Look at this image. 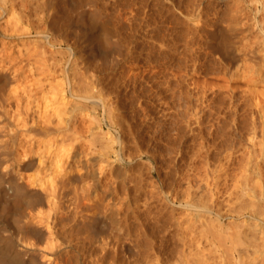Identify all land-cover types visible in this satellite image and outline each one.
<instances>
[{"label": "rangeland", "instance_id": "rangeland-1", "mask_svg": "<svg viewBox=\"0 0 264 264\" xmlns=\"http://www.w3.org/2000/svg\"><path fill=\"white\" fill-rule=\"evenodd\" d=\"M133 1L134 0H118V1L117 0H96L95 4L99 6V7L96 6V9L99 8L98 10H100L99 12H100V14L102 16L103 15L104 16L109 15V16H106L108 18L112 16L109 19L111 20V22H112V24L114 26H115V24L117 25V23L121 21V23H123V24L118 23V26L119 25L122 26V27L125 26L123 28H126V29L129 30V31L126 30V33L128 32V34H125V36H124L125 31H124V33H123V31L122 32L121 31L118 32L117 31L118 30L117 27L116 26L114 27L112 25L114 27L115 31L118 32L116 40L118 41V43L120 42L119 43L120 48L121 49L124 48L126 50V53H125L124 49H122L124 51V53H122V50L120 49V51L119 52H115V54H112L114 52H108L107 53L106 50L104 49L102 52L104 53V51H105L106 53H104V54L102 53L103 55L100 53L101 50L97 51V49H96V52H94L93 54L91 53V48H90L91 45H90V42H89V38L87 39L88 36H83L84 34L79 32V34L76 37V33L73 31L74 28L70 24L73 21H74V23H76L77 20L82 21L83 24H84V20H81L80 19L81 17L78 15L79 14V10H74L73 11V9H74L73 5L67 4L65 0H49V2H47V4H46V8L43 11H42L40 5H38L39 4V0L38 1L35 0V1H33L34 4H32L33 5L32 6V10L29 13L30 17H29V14H28L29 18L27 17V14L25 12L21 13L20 12L21 9L20 10L18 9V12L20 13V16H18V17H19V19H21V22L23 21L20 24V26L23 27V25H24L25 29H27L28 27L31 28V30L33 29L32 32H33L34 36H33L32 39L34 41L38 42V43L34 42L35 44L33 45V48L35 50V53H34V50H33V57L32 58H35V60H36V58L38 59V57L40 56L39 59H38V61L39 60L40 61L38 62L37 60L35 61L33 59L31 61V63L34 62L32 64L33 65L32 67L35 68L36 66H38L37 69L41 68L39 70H37L35 68V72H36V70H37V72L36 73L33 72V75L29 79V82H30V80H33V79H35V82L36 81H38V82L35 83L34 80H33V82L31 81L32 83L30 82V84H27V85L33 84V85H31L32 87L26 85L28 87V89H27L28 92H32V91L33 92L32 93H28L27 92L28 95H24L25 97L23 96V99H24L23 101H25V99H30V101H28V102H30L29 104H31V102H35L36 101V103H37L36 105H38L36 107V112L39 111L37 113L38 116L36 115V113L33 112V111H35V108H34V106H36V105H34L35 103L32 104V106L28 105L29 106L28 108H30V109L33 107L30 110V113H32V115L35 114L36 117L34 115H33V117H35V118L38 117V119H37L38 121H39V119H41L42 120L41 122L45 121L44 122L45 124H47L49 122L46 125V126H48V125H50V123H52V125L55 124V123L59 124L58 118L62 119V117L65 115V114H60L62 112L59 113V111H61V110H63V113H64V111L67 110L66 111L67 114L64 116V118L66 117V119L68 120L70 118V116L67 118V116L70 113V111H68V108L66 107L68 100H72L73 99L71 102L69 101L70 103H68V107L69 108H73L74 107V102L79 100L78 102H80V105H81V108H82V111H83L82 112V124L87 121L86 123L88 125H86V123H85L83 127H84V129H87V127H88L87 130L89 132L87 134V132H86L87 130L86 131L85 130L82 131V134H84L83 132H85V134H86V136L84 134L85 137H83V136L82 137L83 138L87 137V139L88 138L90 139L91 136L94 135L92 133H95V135H97L96 136V143L97 144L96 143L92 144V142L90 141L91 144L88 143V145H87L85 143V142H87V139L83 140L81 138L80 141L82 140V142L83 141L84 142L82 143L83 145L81 144V146H79V147H81L80 148L81 151L80 150L78 151V153L80 152V154H79L80 157H81L80 161H82L84 163L83 164L84 168L86 166L85 161L88 164V166L85 168V170L83 168V171H81L82 173L83 172L87 173L88 172L87 168L88 167H92L91 165L95 164V167L93 168L94 172L91 171V173L93 172V173H95V175H93V173H92V175H90L91 176L90 178L91 179L95 178L96 179V187L99 186V187L96 188V194H102V193H98V190L101 192L102 189H104L102 187H105L106 185L107 186L105 188H112L114 185L116 187L117 184H118V186H120L119 188H122V185H124L126 183L125 186H127L126 188H128L129 185L131 184V187H129V189L133 190V193L130 192V194H135V195L134 196L133 195L130 196V200H131V198L133 199V200H131L132 202L131 201L130 202L133 203V204L136 203V202L140 203V204L136 203V205L134 204L133 206L138 207L140 205L141 208L140 207L139 208L144 210L146 207H150V205H153L154 202H155V204H154L155 206L154 205L153 206L156 208V210L154 209L155 210L154 211L153 207L151 206V208H150L151 215L149 214V217L150 216L151 217L148 220H150L151 222H155V221L156 222L157 221L165 222L166 220H168L169 222L172 223V226H173L175 224L176 220H177V222H176L175 225H177V224L179 225V223H184L185 221H184L183 217H177L176 215L172 214L171 212H170V214H171L170 215L169 214V210H166L167 208L164 206V204L162 202L159 203L164 198V195H165L164 193H166L165 191H167L166 189H168V191L170 189V191H171V190H175V189L179 188L176 191H181V190L187 188L188 185L189 186L196 185L198 187L202 186L203 188L206 189L207 194L211 197L213 202L217 203L220 206H223L225 209H228L230 215L235 214V215H232V219L234 220V222L236 224V233H235L236 237L234 236L231 239L230 243L223 244V245H218L214 249V245L216 244V242H215L214 238L209 233H207L205 230L203 231V229H200L199 230V234L197 235L195 230L193 232L192 228H189V229L187 228L188 230H187L186 234H188V236H189V234L192 233L193 234L192 238L194 237L193 238L194 241H193V239H190V241H192V242H190L191 243L190 245L192 246L193 242H195L194 244L200 250H203L204 247L207 248V246H208L209 249H206V251H205V253L207 254V257H208L207 259L208 260L212 259L214 261H219V264H244V263L245 264H247V263L248 264L249 263H251V264H257V263L258 264H264V235H262V233L264 232V225H261V223L259 222L261 215L262 216H264V215L262 213L259 214V212L256 213L257 210L260 211L261 208H262L261 206L264 205V150H263V147H264V141H263L264 140V134H263V132L264 131L260 129L261 127L262 128L264 127V125L260 126L261 125L260 122H262V124H264L263 123L264 122V118H263L264 116H262L263 113H264V110H263L264 109V11H262L263 8H264V0H189L190 2L189 1L188 2L190 3V5L188 3V6H187V4H185V3H187L186 0H174V1L173 0H171V1L170 0H160L161 2H159V3H158V0H154V2H153V0H147L148 3H149V1H151L153 3V5H151L152 4L151 2L146 5L145 4V3H147L146 0H145V2H144V0H137V1L135 0V3ZM175 1H176L177 5H176V3H174ZM138 2L140 3V5L138 4ZM170 2H172L173 4L170 3ZM119 3H121V4H119ZM154 3L156 5L157 4L160 5V3H161L162 6L158 5L159 6L158 7V6L154 5ZM182 4H183V6H182ZM88 5H87V7H86V5H84L87 8L86 9L84 7V9L88 10V8L91 6L90 4H88ZM133 5L134 6L137 5V7H134ZM138 6H140L142 8L144 7L143 11H142V8L140 9V7H138ZM163 6L166 7V8H164ZM185 6H187V7H185ZM162 7H163V9H162ZM188 7H189V9H187ZM156 8H158L159 11ZM167 8H168V10H167ZM235 8L241 9L240 12H239V10L237 12L235 10ZM258 8L260 9V11L257 10ZM89 9H92V7H90ZM130 9H132L131 11L132 12L134 11V12L132 13L130 11ZM137 9L138 10L140 9L141 12L142 13L144 12V14H146V15H144L142 13H140V15H139L140 10L137 11ZM185 9H187L188 11L191 10V12L190 11L188 12L186 10L187 11V13H186ZM33 10H34V12H32ZM101 10H103L104 12L106 11V12L104 13ZM146 10H148V11L146 12ZM155 10H156V12L158 11V13H156ZM242 10H243V12H242ZM164 11L166 13L170 11V14L172 16L169 15V13L166 14ZM136 13H138V15ZM148 13H149V16H148ZM188 13H189V15H190V13H192L193 15L191 14L192 16L191 15L189 16ZM31 14H33L32 17H31ZM70 14L72 16H74V17H70ZM133 14H135L137 17L136 16L134 17ZM141 14L143 16H145V18H143L142 21H141V18L143 16H141ZM157 14H158V16H159V14L161 16H163V14H164V16L163 17L159 16V19H158ZM21 16L25 17V19L24 18L23 19L25 21H27V23H25V21L22 20ZM75 16L78 17V18H76ZM121 16H122V18H121ZM124 17H125V19H124ZM170 17L173 18V19H171ZM26 18H28V19H26ZM136 18L137 19L139 18V19L136 20ZM168 18H170V19H168ZM39 19H41L43 23ZM165 19H166V21L169 20V21H167L168 23L170 21L173 22V20H174V22L175 21L176 22L175 23L173 22L171 24L169 23L170 25H168V23L165 21ZM123 20H124V22H123ZM125 20H129V22L127 21L128 22L127 23ZM135 20L137 22V26L141 25V24H138L139 22L140 23L144 22L141 25V26H143V24H144V27H141V26H140V28L137 27V30H136L135 27H134V26H136ZM146 20L148 21L147 23H146ZM159 20L163 21V22L161 21L162 24L160 23ZM177 20H178V23H177ZM205 20L206 21L210 20L211 22H215L217 20V22H219V23H217V24H219V27H218V29H216L217 36L215 37L216 44L221 47V49L219 51V54H217L218 56L210 54V51L208 53V50L206 48L207 47V41H206V38L204 37L205 35L203 34V30H201L202 29V24H203V22ZM50 21H51V23H50ZM68 21H70L71 23L68 22ZM82 22L80 23V22L77 21L76 24H78V25L80 24L79 28L86 27L85 24H84V26H82L83 25ZM134 22H135V24H134ZM237 22H239V23H237ZM131 23L133 24V26H132ZM124 24H126V25L129 24L130 25V26L128 25L129 28H127V26L124 25ZM157 24L160 26V28H159V26H157ZM25 25H28V26H25ZM188 25L191 26V27H189ZM32 26H33V28H32ZM120 26L118 28H121L122 30H125V29H123ZM131 26H132L133 30H131V28H130ZM147 26H149V27H147ZM100 28H102V27H100V26L96 27V33H98V34L100 33V30H98ZM138 28H139V30H138ZM186 28L187 29L189 28V30L187 31ZM190 28H191L192 31L190 30ZM121 29H119V30H121ZM169 29H171V30L168 32L167 30H169ZM185 31H186V33H185ZM129 32L131 33L130 37H129V35H130ZM166 32H168V33H166ZM189 32H191V33H189ZM38 33H39V35H38ZM40 33H41V35H40ZM160 33H163V35L162 34L160 35ZM42 34H44V36H48V37L50 35L51 39H53L55 37V39H53V40H57V41L60 40L62 42V44H64L63 49H60V48L54 49V48H51V47L47 46L46 44L44 46V42H46V41L44 40ZM121 34H123V35H121ZM133 34H134L135 38H133L134 36L132 37ZM143 34H145V35H143ZM127 35H128V37H126ZM118 36H120L121 38L122 37H124V38L121 39ZM148 36H150V37L146 39V37H148ZM136 37H138V39H140V42L137 40ZM173 38L174 39L177 38L178 41L176 42V39H175V42H174ZM179 38H180V40H179ZM182 38L184 40H181ZM135 39H136V41H135ZM142 39L144 41H146V40L147 41L144 42ZM187 39H189V40H187ZM39 40H40V44L41 45L39 44ZM185 40H187V44H184V43H186V42H183ZM190 40L192 42H189ZM227 40H228L227 44H228L229 49L232 50V51H235V53H237L240 56V58L237 59L238 63L235 65V68L233 69V75H232L233 77L232 78L234 80L233 79L231 80L232 81V84H231L232 85L231 86L232 90L231 91L228 89V84H229L228 81L230 80V78L226 77L225 69L223 68V65L220 63V60H219L220 59L219 57L224 56L226 54L225 51L227 50V46L225 45V43H226ZM42 41H43V43H42ZM68 41L69 42L71 41L69 43V45L67 43ZM150 41H152L153 44L150 43ZM124 42H128L129 45H130L129 42H131V45L130 46L128 45V47H127V43H125L126 44V47H125ZM133 42H137V43L134 44ZM147 42L150 45L147 44ZM162 42L163 43L165 42L166 45L163 44ZM172 42L175 43V44L176 43L178 44V45L176 44L177 48L175 47V45L172 44ZM188 42H189V44L191 43V45L193 44L192 46L189 45L190 49L187 46ZM65 43H67V44H65ZM155 43L157 45V48L158 47L160 48L161 46H166V49L164 47L163 48L161 47V49H165V50H161V49L159 50V48L158 49L155 48L156 47ZM142 44L145 45V48H144V46H140ZM39 45H40V49L38 47ZM71 45L73 47L72 48L73 51L76 49L74 51L75 55L74 54L70 55L69 47ZM122 45L124 47H122ZM151 45L153 47H151ZM168 45H172V47L171 46L167 47ZM35 46H37V50H42L43 51V49H44V52L39 51L41 53H39V52L37 53L36 49H35L36 48ZM133 46H135L136 48H134ZM137 46H139V48ZM130 47L132 49H130ZM142 47H143V49H142ZM191 47H193V48L191 49ZM46 48H47V50L45 51ZM149 48L150 49L152 48V51L149 50ZM167 48H169V49H167ZM179 48H180V50H179ZM89 49H90V51H89ZM133 49H135V50L133 51ZM145 49L148 50V51L146 52ZM153 49H154V51H153ZM60 50H61L62 53L63 52L64 53L63 54L59 53L60 54L59 55L58 51H60ZM156 50H157V52H155ZM188 50L190 52H192V53L191 54L190 53H185ZM132 51L133 52L137 51L138 54L135 53L136 56L138 55L137 58L135 56L134 59H133L132 55H134V53ZM160 51L162 52V54H161ZM169 52H171V54ZM157 53L159 54V56H163V57H159ZM172 53H174V54H172ZM143 54H144V57H143ZM145 54L146 55L148 54V57H151V58L147 59V56ZM154 54H157V55H155V57H154ZM166 54L170 55V57L172 56V57L176 58V59L173 58L175 63H174V61L171 58H169V56H166ZM150 55H152V56H150ZM191 55H193V56H191ZM180 56L183 57V58H181ZM188 56L189 57L191 56V57L188 58ZM43 57H45V58H43ZM91 57H93V58H91ZM40 58H42V59H40ZM131 58L133 60H135V61L133 62V60ZM156 58H158V60ZM165 58L168 59V60L166 61ZM153 59L155 61H153ZM189 59H192V60L189 61ZM137 61H138V64H137ZM139 61H141L140 64H139ZM168 61H173V62H171L172 63L171 64ZM177 61H178V63H177ZM185 61H186L187 64L190 62L189 64H191L192 66L191 65H187L185 63ZM144 62H146V63H144ZM165 62H166V64L169 67L166 66V64H164ZM158 63H160V64H158ZM77 65H78V67H76ZM164 65H165V67H168V68L165 69ZM174 65H175V68H174ZM170 67H171V69H169ZM126 69H128V71ZM149 69H150V71H149ZM40 70H41V72H40ZM175 71H177L179 73L178 75L176 74L177 76H179V77L181 76L180 80H181L182 83L179 82V77L173 78V77H176L175 76V73H176ZM207 71H210V72H207ZM75 72H76L77 75H74ZM144 72L146 73L145 74L146 76L144 75ZM190 73H192V75ZM182 74H184V75H186L188 77H185ZM73 76L75 78L77 77L78 83H79V85H78V83L76 82L77 83L76 87L78 86V90H77V88H75V92L76 93H74V96H76V97H73L72 94H70L71 91H68L70 89L68 87L69 83L70 82L73 83L74 80L75 81L77 80V79H74ZM165 76H167V77H165ZM170 76H172V78ZM183 76H184L185 79L183 78ZM192 76H193V78H192ZM144 77H146L147 79L144 78ZM89 78H91V79H89ZM188 78L190 80H192V81L189 82ZM176 79H178L177 80L178 84H177ZM186 79H187V81H186ZM75 81H74V83H75ZM134 81H135V83H134ZM161 81H162V83H160ZM171 81H173V82H171ZM173 83H175V84H173ZM80 84H82L83 87ZM62 85H64V87ZM175 85H177V86H175ZM139 87H140V89H139ZM148 87L151 90H149ZM31 88H32V91H31ZM103 88H104V90H103ZM124 88H125V90H124ZM236 88H237V90H236ZM173 89H175V90H173ZM180 89H182V90H180ZM21 90H23V87H22ZM63 90H65V91L63 92ZM167 90H169V91H167ZM185 90H187V92ZM78 91H80V92L78 93ZM82 91H84L86 93H82ZM94 91H96V92L99 91V92L96 93ZM142 92H144V93H142ZM64 93H66L65 96H64ZM159 93H160V96H159ZM85 94H86L87 97L88 96L89 97L86 98ZM165 94H166V96H165ZM29 95H31V98H33L35 96H36L35 98H37V97L38 98L37 99L34 98L33 101H32ZM162 95L165 96V97H163ZM45 96H46V98H45ZM189 96H190V98H188ZM225 96H227L228 98L225 97ZM65 97L68 100H65L66 99ZM77 97H79V98H77ZM84 98L90 99L91 101L92 100L93 101L91 102V101L85 100ZM91 98H93V99H91ZM102 98H103V100H106V101L103 102V103H106V104L101 103L103 101V100L101 101ZM157 98H159V99H157ZM46 99H47V101H46ZM138 99H139V101H138ZM133 100H134V102H133ZM59 101L61 102V105L64 104L63 107L67 108L66 110H64L62 107H61L62 109L60 110V108L58 107V106H61ZM26 102H23V104H26ZM65 104H66V106H65ZM69 105H71V107ZM108 105H109V107H108ZM175 105H176V108H175ZM106 106L108 107V110H107ZM187 106L188 107L190 106V107L188 108ZM13 107H11L12 109H14L13 112H12V110H10V108L8 109L12 113L15 112L16 106L14 108ZM57 107L59 108L58 112H57V109H58ZM103 107H105V109H103ZM55 108H56V110H55ZM179 109H181V110L179 111ZM188 109H189L190 112L188 111ZM165 110H166V112H165ZM18 111H16L17 114L22 112L21 109H19ZM11 112H8V113L10 114ZM108 112H110L109 113L110 117H112L115 122H119L118 123L119 125H121L123 123L124 124V125L122 124L123 128H124V126L127 127V128L126 127L125 128L127 129L128 132L126 130H123L122 126L119 127L118 125H116V127H115V128H120L121 130H123L122 131V136H124V138H125V135L130 137L129 136L130 133H134L135 134V135L131 134V137H130V139L133 137V140L132 139L131 140L133 142H135V143H132V141L128 143L127 141L128 140L130 141V139L126 136V138H128V139H125V140H127L126 142L128 143V145L130 147L129 149L132 148L131 146L134 147V145L135 146L137 145L136 147H139L138 143L141 142L140 143L141 146L139 148H142L141 149L142 151H139L140 150L139 148L134 147V151H135V149L136 150L138 149V151L140 152V153H138L137 151H135V153L137 152L138 154H141V153L144 154V155H142V154L140 155L141 158H140L139 155H136L135 153L133 155V152H134L133 150L132 151L129 150L130 152H132L133 156L132 155L128 156L130 153L127 151V153H129V154L126 156V158L127 157H129V158L131 157V159H132L133 157L136 156L135 157L136 159L133 158L135 160H134V165H132L131 168H130V166H127L128 168H126V166L123 167V163L122 162H117L116 161L118 159L116 154L107 153V155H106L105 150L102 149L103 148V142L101 144L102 138H100V136H99L100 134L99 133L100 132L102 133V131L104 133L106 132V133H108L109 137L111 136V134H116L115 133V128L113 130H111V131H110V129H108L109 128V125H108L109 120L107 119L109 117ZM53 113L57 114V115L54 116ZM86 113L88 114V116L90 118L86 115ZM112 113L114 114V116L112 115ZM188 113L190 115H192V116L189 117L190 115ZM3 114H2L3 118H2V116H0L1 117L0 118L1 126L3 125V121H4V123H5V121L6 122L9 121L10 124L8 123L9 124L8 125L7 123H5L6 127H4L5 125H3L1 127V132H2V129H4L3 131L4 132L6 131L8 133V136H9V135H11L10 131L14 130L12 128H15V130L17 129V124H15V121H14V118H15V116H17V114L16 115L13 114V118H12L13 120L12 121L10 119L12 117V114L11 115H7L6 114V116H4L5 114L4 115ZM166 115H167V117H166ZM8 116H9V118L7 119L6 117H8ZM41 116H42V118H39ZM59 116H62V117H59ZM83 116H85L84 119H86V121L83 119ZM182 116H184V117H182ZM23 117H25V116H23ZM21 118H22V116H21ZM64 118H63V120L65 122L64 124H66L67 120L64 119ZM94 118H96V120H94ZM176 120H177V122H176ZM183 120H185V123L183 122ZM188 120H189V122H188ZM11 122L14 123L16 126L14 124H12ZM35 122H36V124H37V126L39 128H43L44 127V123L37 122V121H35ZM143 122H144V124H143ZM158 123H160V124H158ZM174 123L176 124V126H175ZM42 124H43V127H42ZM56 124H55V126L50 125V127L52 128V127L58 126ZM82 124H81V127H82ZM105 124H107V125H105ZM254 124H255V126H254ZM91 125H93V126H91ZM154 125H156V127ZM136 126H138V127H136ZM140 126L144 127V128H141ZM256 126H257V129L254 128ZM259 126H260V128H259ZM9 127H11V128H9ZM130 127L132 128V130H131ZM7 128H9V129H7ZM99 128H100V130L98 132ZM136 128H137L138 132H137ZM138 128L140 129V131H139ZM18 129L13 133L14 135L12 134L9 137L6 135V133L4 134V132H3L4 135L2 134V139L0 137V140L2 141L5 138L7 139V137L8 138L11 137L12 139H14V136H16V134L22 133L21 126L18 127ZM91 129L93 131L95 130L96 132L95 131L91 132ZM101 129H102V131H101ZM82 130H83V128H82ZM133 130L136 131V132H133ZM145 130H146L147 133L145 132ZM17 132H19V133H17ZM110 132H111V134H110ZM149 132H151V133H149ZM249 132H251V133H249ZM54 133H56V132L49 133L50 135L52 134L53 137H52V135L50 137V135L47 134L45 136H39V139L37 138L38 137L37 135H34V137L32 138L33 134L31 135V134L22 133L23 136L20 135L21 139L24 138L26 135H29V136L31 135V136L30 137L27 136V137H25V139L27 138V140H23L22 139L23 141H21L20 137L18 135V136H16V138L18 137L17 140H19V141H17V143H16V139H14L15 140L14 143H16L15 144L16 146H18V143L20 144V146H19L20 150H23L22 148H23V146L25 147V144L27 146V144H30L32 141H33L32 143H34L33 146H32V143L30 144L33 148L29 147L30 148L29 151H31L32 157L36 158L35 159L36 162L34 164V168L35 169L32 168V170H29L28 171L29 174H27V172H26V176L30 175V173H31L30 176H27V180H28V177H32V179L34 180L33 181L34 182L33 183V188H35V187L38 188V187H41V186H44V185L46 186L47 184H44L43 181L45 183H48V181H49L48 186H50L53 182L57 186H59L60 183H59L58 179H60V181H61V177L64 174L63 173L64 171L62 170V167L64 166V168H65L68 165L66 163H69V162L72 161V155L74 156V154H76V151L74 149L71 151L72 154L70 152H69L70 154L67 153L68 151L66 152V149L64 148V146H66V144L63 143L64 141H62V143L64 145H62V143L60 144L61 140H63L62 139L63 137L61 138L59 135H61V136H63V135L60 134V133H58V135H57V133L56 134H54ZM261 133H262V136H261ZM66 134H68V133H66ZM139 134L144 135L145 137L143 136L141 138L140 137L141 135H139ZM259 134H260V137H259ZM95 135L93 137H95ZM54 136H56V137L54 138ZM101 136L103 137V134H101ZM252 136H254V139H253ZM35 137L38 139L39 142H42L41 144H43L44 141L45 142L47 141L46 144L44 143L43 145H40V143L38 142L39 146H36L35 143H37V142L34 139ZM44 137H46V138H44ZM11 138H10V141H8L9 139L7 140V142H8L7 145L14 152V155H16V153L19 150L18 149L19 147L17 148L13 144L14 140H12ZM31 138H32V141L30 140ZM43 138L45 140H43V141L40 140V139H43ZM47 138H49V139H47ZM56 138L57 139L59 138V141L56 140ZM137 138H141V139L138 140ZM146 138L148 139V141H147ZM142 139L143 140L146 139L145 142H143ZM155 139H156V141H155ZM5 140L2 141V142L0 141V142L1 143L4 142L3 145H5L6 144ZM11 140H12V142H11ZM28 140H30V143L28 142ZM67 140L65 139V142ZM153 140H154V142H153ZM253 140L255 141V144H253V142H254ZM256 140L260 143L259 147H255L256 145L258 146V142ZM55 141H57V142H55ZM136 141H138V142L136 143ZM168 141H170V142H168ZM171 141H173V142H171ZM260 141L263 142V143H261ZM10 142L12 143L11 146H14V148L10 146V144H9ZM22 142H24V143H22ZM68 142L69 141L66 142L67 146L70 145V144H68ZM70 143H72V142L70 141ZM131 143H132V145H131ZM142 143H143V145H142ZM144 143H145V145L147 143L146 150L144 149L145 148L144 147L145 146ZM153 143L154 144L156 143V146ZM172 143H173L174 147L172 146ZM75 144H76V142H75ZM152 144H153V147H155V148L151 147ZM158 144H160V145L157 146ZM169 144H171V145H169ZM21 145H23V146L21 147ZM30 145H28V146H30ZM57 145L59 146L60 149H62L64 151H62L59 148H57L58 147ZM148 145H150V146H148ZM61 146H63V147L61 148ZM84 146H86V147H84ZM88 146L89 147L91 146V147L88 148ZM34 147L35 148H37V147L38 148L39 147L43 148V150H42V148H39L40 152H38V153L40 155H38L36 153V151L38 149H36V151H35ZM156 147L159 148L160 150H158ZM82 148L83 149L86 148L87 152H82L83 151ZM98 148H100L101 151ZM25 149H26V147H25ZM86 149H84V151H86ZM88 149H89V151H88ZM149 149H152V150H149ZM154 149H157V150L155 151ZM259 149H261V150H259ZM153 150L155 151V153L153 152ZM161 151H162V153H161L162 156H160V152ZM63 152H64V154H63ZM90 152H94V153H90ZM95 152H97V154H95ZM151 152H153L154 154L151 153ZM163 152H165V153L163 154ZM258 152H261V153H258ZM87 153H89L91 155H89ZM156 153H158L159 157L157 156ZM81 154H84L83 158H82L83 155H81ZM85 154H87L88 157H86ZM155 154H156V157H155V161L154 160H153L154 162L152 161L153 164L150 163L149 161H147L148 160V156L147 155H149V156L152 155L153 158H154ZM249 154L251 155V157H250ZM261 154H262V156H261ZM59 155H60V157H59ZM68 155H69V157H68ZM103 155L106 158V160L109 158L108 161L105 162V163H107L110 166L112 165L113 168L115 167L113 169L114 171L110 170L111 174H110L109 171H106V173L103 172V174H102L101 173L102 171L98 170V168H100V166H97V165H100L99 161L103 163L102 160H105L104 157L101 158V159H98V157H101ZM229 155H231V156H229ZM58 157L59 158L62 157V158L58 160ZM66 157H68V158H66ZM95 157H97V158H95ZM142 157H144L145 159L142 160ZM228 157H230V158H228ZM159 158H162V159H159ZM40 159H43V160H40ZM57 160L59 161V163H58L59 165L57 164ZM68 160H71V161H68ZM91 160L93 161V163H92ZM95 160L98 161V162H95ZM156 160L160 161V163L158 161H156ZM164 161H166V162H164ZM171 161H173V162H171ZM245 161L248 162V163H246ZM64 162H66L65 163L66 166L64 165ZM88 162L89 163L91 162L90 163L91 165ZM136 162H138V163H136ZM156 162H157V164H155ZM168 163H169V165L171 163L172 164L175 163V164H174V166L172 168V165H170L171 167H169ZM243 163L245 164L244 166H243ZM136 164H138L140 166H138ZM144 164L148 165V166H149V164H151L149 166L151 169L148 166L146 167ZM191 164H192V166H190ZM225 164H227V166ZM108 165L103 164V166H105L107 169H109L110 166H108ZM118 165H119V167H118ZM143 165L145 166V168H144ZM175 165H177L178 167L175 166ZM55 166H57L58 168L61 167L62 174H60L61 172L59 171V169L57 171ZM164 166H166V168ZM188 166H189V168H188ZM135 167L138 169V171H136L137 169ZM162 167H164L165 169L164 168L162 169ZM153 168L154 169L156 168L158 170L162 169L161 172L159 170L160 174L162 173V175H160L161 178H160V176L158 178L157 175H154L155 177L152 176L151 172H152ZM174 168H176V169H174ZM190 168H192L191 169L192 173L190 172L191 171ZM116 169L118 170V173H122L123 178L120 177V176H122L120 174H119V176L115 175V173H117ZM119 169H122V172ZM139 169L140 170L142 169L143 172L140 171V172H142V173L139 174L140 176H138V173H135V177L134 178H136V177L137 178L136 179L133 178V181L135 182V184L133 186L134 182L131 181V180H132V177L134 176L133 175L134 173H132V172H139ZM259 169H261L262 172ZM171 170L173 171V173L170 172ZM216 171H217V173H216ZM50 172H52L53 174L50 173ZM54 172H55V174L58 173V174H56L57 176L58 175H60V176L57 177L56 175H54ZM148 172H149V174H148ZM163 172H165V173H163ZM187 172L189 174V175L187 174L188 177L191 176V179L189 177L188 181H187V175H185ZM37 173H38L37 176H39V177L36 176ZM100 173L102 175H98ZM168 173L170 175L174 174L176 180H175V178H173L174 175L171 178V176L168 175ZM244 173H245V177H244ZM33 174H34V177H33ZM107 174H109L111 176L107 177ZM127 174H129V175H127ZM44 175L47 176L46 180L44 179L45 178ZM51 175H53V178H52ZM150 175H151L152 178H150ZM163 175H165V176H163ZM248 175H251V176H248ZM114 176H116V177H114ZM143 176L147 177V179L145 178L146 181H145V179L144 180L142 179V178H144ZM40 177H42V178H40ZM55 177H57V179ZM106 177H107V179H106ZM113 177H114L115 180L113 179ZM164 177L171 178L172 180L171 179L168 180V178L166 179ZM127 178H130V180L127 179ZM138 178H140V179H138ZM148 178H149V180H148ZM178 178H179V180H178ZM244 178L245 179L249 178L248 181L250 182V185H251L250 187H252L254 190H256V192H259V190L261 189V191L258 194V196H256L255 191H251L250 192L249 189L247 190V189H244L245 187L243 188L242 184L245 181ZM38 179H43L42 180L43 185L41 184V180L38 181ZM98 179L99 180L101 179V181L98 182ZM103 179H105V180H103ZM152 179L154 180V182H153ZM158 179H161L162 181L160 180L161 181L160 182ZM163 179L164 180L166 179L165 180L166 183L164 182ZM180 179H181V181H180ZM189 179H190V181H189ZM202 179H203V181H202ZM241 179H243V181ZM29 180H30V178H29ZM112 181H113V183H107V184L104 183V182H112ZM118 181H119L120 184L118 183ZM130 181L132 183H130ZM136 181H137V184L140 181H142L141 182L142 185L141 184L136 185ZM147 181H148V183H149V181L153 182V183L152 184L151 183L148 184ZM169 181H170V183H169ZM172 181L174 182V184H173ZM38 182L41 184V186H39ZM122 182H123V184H122ZM155 183H157L156 186L158 187L159 190L161 188H163V189H161L159 191V194L162 193V195H159L157 193L158 189H157L156 186H155L156 190L154 189L156 194L153 191L152 187H154ZM161 183H162V185H161ZM171 183H172V187L169 188V186H171L170 185ZM109 184L110 185L113 184V185L110 186ZM166 184H168L169 186H167ZM175 184H176V186H175ZM140 185H141L142 188L140 187ZM146 185H147L148 188L150 186V190L147 187H145ZM48 186H46V188H48ZM135 186L136 187L138 186L139 190H137V188ZM159 186H160V188H159ZM164 186H165V188H164ZM179 186H181V187H179ZM135 188H136V190H135ZM147 189L149 191H151L150 193H152L151 194L152 196H154V194H155V196H154L155 198L152 197L154 199L151 198V195L148 193ZM41 190L43 191V188H40V191ZM44 190H45V188H44ZM46 190L43 191V192H47L48 193V191H46ZM48 190H49V188H48ZM134 190L138 191V192L136 193ZM144 191H145V193L147 192L148 195H147V193L144 194ZM122 192L123 191L120 190L119 196L117 194L115 196V198L116 199H118V197L120 198V196H121L120 194H122ZM47 193H43V194L46 195ZM232 194H234V195H232ZM243 194H245V195H243ZM137 195L140 197V202H139V197H135ZM149 195H150L149 198L151 200L150 199L147 200V202L150 200L149 203H148L150 205L148 206V204L146 205V203H145L146 202V198L145 199H141V198L147 197ZM259 195H260V197H259ZM240 196H241L242 199H244L243 196H248V199L254 200L255 202L256 201L260 202L261 206L258 207L257 205L256 206L252 205V207H254V208H252L250 206L252 209L251 208L248 209L246 207L242 209L241 206L239 207V205H241V201H242ZM161 197H163V198L161 199ZM109 198L110 197H108L107 200H109ZM134 199H135V202H134ZM155 199H157L156 201L158 203L155 201ZM142 200H145V201L143 202ZM63 201H65V200H63ZM141 203L143 205H141ZM143 206H144V208H143ZM157 206L159 208H157ZM163 206L165 207L164 211H165L166 214L163 211V209H164ZM232 207H234V210H233ZM158 209L159 210L161 209L160 210V214L158 212ZM255 209H257V210H255ZM262 209L264 210V208H262ZM167 211H168V213H167ZM263 213H264V211H263ZM154 214H155V216H153ZM164 214L167 215V216H165ZM162 215H164V216L162 217ZM152 216L153 217H157L158 220H156V218L154 219ZM173 216H174V219H176V220H173ZM162 218H164V219H162ZM169 218H171V219H169ZM153 219H154V221H153ZM170 220H172V221H170ZM178 220H180L179 223H178ZM178 225L177 226H173L172 229L170 227V229H171V232L174 230L173 234L176 235V233H177L176 237L178 235H180L181 237L180 236L178 237L179 240H178V238L176 240H173L172 241L173 243L171 242L172 245L170 243L169 248H172V246L174 247L177 244V245H179V246H177V247H179V249H181V248L183 249V247L180 244L181 243L180 241H182V237H183L181 231H183V230H182V228H180V226L178 227ZM186 226L187 225H185L184 227H186ZM174 227L175 228H179V229L176 230ZM184 227H183V229H184ZM261 229H262V233L260 232ZM256 230H257V232H256ZM189 231H191V233ZM244 232L247 233V235ZM254 232L257 234L256 235L257 237L253 236ZM240 233H241V235H239ZM168 235H169V233H168ZM251 235L253 236L254 239H252ZM188 238H191V237H188ZM205 239L207 241L210 240V243L206 241L207 244H205L204 243ZM238 239H239V241H238ZM234 240H235V242H233ZM176 241H177V243H176ZM255 242H256V246L254 245ZM199 243L201 245H199ZM245 244H246V246H245ZM203 245H206V246H203ZM200 246H202V248ZM237 250H239V251H237ZM246 251H248V252H246ZM240 258L242 259V261H241ZM208 260L205 262L206 264H208ZM166 263H167V261L166 262L164 261V264H166ZM202 263H204V262H202Z\"/></svg>", "mask_w": 264, "mask_h": 264}, {"label": "bare ground", "instance_id": "bare-ground-1", "mask_svg": "<svg viewBox=\"0 0 264 264\" xmlns=\"http://www.w3.org/2000/svg\"><path fill=\"white\" fill-rule=\"evenodd\" d=\"M33 1H35V0H0V116H2V114L4 115V116H6V114L8 113V112H11V111H9L8 109L10 108V110H12V112H13V110L14 109H12L11 107H15L16 106V108H15V112L16 111H18L19 109H21V111L22 112H20V113H18L17 114V112L15 113H8L7 115H11L12 114V117L10 118L11 119V121L13 120L12 118H13V114H17V116H15V118H14V121H15V124H17V129H18V127H20L21 126V128H22V133H24V134H33V136H32V138L34 137V135H37L36 137L39 139V136H45V135H47V134H49V133H52V132H56L57 133V135H58V133H60V134H62L63 136H61V135H59L63 140H61V142H60V144L62 143V141H64L63 143L64 144H66V146H67V141H69L68 142V144H70V145H68L67 147L66 146H64V148L66 149V152L67 153H71V151L74 149L75 151H76V154H74V156L72 155V161L71 160H68V161H71V162H69V163H66V162H64V165H65V163L66 164H68L65 168H64V166L62 167V170L64 171L63 173V176L61 177V181H60V179H58L59 180V183H60V185L59 186H57L53 181V183L50 185V186H48V184H49V181H48V183H45L44 181H43V183L44 184H47L46 186H48V188H49V190H48V188H46V186L44 187V186H41V184L43 185V183H42V180L43 179H38V181L39 180H41V184L39 183V186H41V187H38V188H33V179H32V177H28V180H27V176H30L31 175V173H30V175H27L26 176V172H27V174H29L28 173V171L29 170H32V168H34V164H35V162H36V158H34V157H32V155H31V151H29V147H31V148H33L32 146H33V144L34 143H32L33 141H32V138L30 139L32 142V146L30 145L31 143H30V140H28V142L30 143V144H27V146L28 145H30V146H26V144H25V147H26V149H25V147L23 146V145H21V147L23 146V150H20V144L18 143V146H16L15 144L17 143V141H19V140H17V138H16V136H18L19 135V137H20V135L21 136H23L22 135V133H20V134H16V136H14V139H16V143H14L15 142V140L14 139H12L11 137V139L12 140H14L13 141V144L19 149L18 150V152L16 153V155H14V152L8 147V145H7V140L8 141H10V138H8L9 136H11L16 130H15V128H12V129H14V130H12V131H10V134L11 135H9L8 136V133L5 131H3L4 129H2V132H1V127L3 126V125H5L4 127H6V124L5 123H9V121L8 122H6L5 121V123H4V119L2 120L3 121V125L1 126V122H0V137H1V139H2V134H3V132H4V134L6 133V135L8 136L7 137V139L5 140L6 142V144L5 145H3V143H1L2 141H4V140H0L1 142V144H0V264H141V262L142 261H144L145 262V264H147V261H148V259L150 258V257H155L156 258V260L159 262V264H164V261L166 262L167 261V263L168 264H174V261L177 259V255L181 252V251H183V250H185V249H189V248H191V243L190 242H192V241H190V239H193L192 238V236H193V234L191 233V231H189L191 234H189V236H188V234H186V232H187V230L189 229V228H192V226H190L189 224H186L185 222L184 223H179V221L180 220H178V223H179V225H178V227L180 226V228H182V230L183 231H181L183 234V237H182V241H178L180 244H181V246L183 247V249L181 250V249H179V247H177V246H179V245H177L176 244V246H172V248H169V245H170V243L173 241V240H176L180 235H178L177 237H176V235H177V233H176V235L175 234H173V232H174V230L171 232V229H172V227L173 226H177V225H175L176 224V222H177V220L176 219H174V216H173V220H176L175 221V224L172 226V223L171 222H169L168 220H166L165 222H161V221H155V222H151L150 220H148L150 217H149V214L151 215V213H150V208H151V206L153 207V210L155 209L156 210V208L154 207L155 205V202H154V206L153 205H150V204H148L149 203V201L151 200L149 197H150V195L152 194V193H150L151 191H149L150 190V186H149V188L147 187V185L145 186V187H147L148 189V193L150 194L149 196H147V197H144V198H141V199H145L146 198V205L148 204V206L150 205V207H146L144 210H142V209H140L141 207H140V205L138 206V207H136V206H133L134 204L136 205V203H138V202H136V203H131L132 201L131 200H133L132 198H131V200H130V196H134L135 194H130V192L131 193H133V190H131V189H129V187H131V184L129 185V187L128 188H126L127 186H125L126 185V183L124 184V185H122V188H119L120 186H118V184H117V186L115 187V185L112 187V188H105L107 185V183H113V181L112 182H104V183H106L105 185V187H102V188H104V189H102V191L100 192L99 190H98V193H102V194H96V188L97 187H99V186H97L96 187V179L95 178H90L91 176L90 175H92V173L94 172V167H95V164H93V165H91L89 162V164L92 166V167H88L87 168V170H88V172L87 173H82L81 171H83V168H84V163L82 162V161H80V152L78 153V151L80 150V148L81 147H79V146H81V144L84 142H82V140L80 141V139L82 138L83 140H86L87 139V137L86 138H83V137H85L86 136V134H85V132H83L84 134H85V136H84V134H82V131H86L87 129H88V127H87V129H84V124L87 122L86 121V119H84V117L85 116H83V119L86 121V122H84L83 124H82V108H81V105H80V102H78L79 100H77V101H75L74 102V107L73 108H69L68 107V103H70L72 100H68L66 97V99L65 100H68V102H67V106H66V104H65V106L68 108V111H70V113H69V115L67 116V118L70 116V118L67 120L66 119V117L64 118V116L67 114V108H64L63 107V105L64 104H62L61 105V102H60V105L61 106H58L59 108H60V110L63 108L64 110H66V111H64V113H63V110H61V111H59V113L60 112H62V113H60V114H65L63 117L62 116H59V117H62V119L60 120L59 118H58V120H59V124H56L55 122V124L56 125H58V126H56V127H50V125H52V123H50V125H48V126H46L47 124H45L44 122H41L42 120L41 119H39V121L37 120L38 119V117L37 118H35L36 116H35V114H33L35 117H33V115H32V113H30V110L33 108H28L30 105L32 106V104H34V105H36L37 103H36V101L35 102H31V104H29L30 102H28V101H30V99H25V101H23L24 99H23V96L24 95H28V93H32L33 91H32V88H31V91L32 92H28V87L27 86H30V87H32L31 85H33V84H31V85H27V84H30V82L32 81L33 82V80H34V82H35V79H33V80H30V82H29V79L31 78V76L33 75V72H35V68L37 69L38 68V66H36L35 68H33L32 66V64L34 63H31V61L34 59L35 60V58H32L33 57V50H34V48H33V45L35 44L34 42H36V41H34L32 38H33V32H32V30H31V28H27V29H25V27H24V25H23V27L22 26H20V24L23 22H21V19H19V17L18 16H20V13L18 12V9L20 10V12L21 13H26L27 14V17H28V14L31 12V10H32V4H34L33 3ZM36 1H38V0H36ZM66 1V3L67 4H70V5H73V7H74V9H73V11L74 10H79V16L81 17H79L81 20H84V24H85V26L86 27H83V28H79V25L78 24H76L77 23V21L78 22H82V21H79V20H75L76 21V23H74V21L71 23L70 21H68V22H70L71 24V26L74 28L73 29V31L76 33V37H77V35L79 34V32L80 33H83L84 35L83 36H88L87 37V39L89 38V42H90V45H91V53L93 54L94 52H96V49H97V51L98 50H101L100 51V53L102 54L103 52V50L105 49L106 50V52L108 53V52H114V53H112V54H115V52H119L120 51V45H119V43H118V41L116 40V37H117V33L119 32V31H123V33H124V31H125V33H124V36H125V34H128V32L126 33V30H128V29H126V28H123V27H125V26H120V27H122L123 29H125V30H122L121 28H118L119 26H118V23H121V21L120 22H118L116 19V21L118 22H116L117 23V25L115 24V26L117 27V31H115V29H114V25L112 24V22H111V20L109 19V18H111V17H106V16H109V15H106V16H102L101 14H100V10H98L99 8V6L98 5H96L95 3H96V0H65ZM118 1V0H117ZM137 1V0H136ZM171 1V0H170ZM174 1V0H173ZM189 0H186V2L187 3H185V4H187V6H188V3L190 2H188ZM47 2H49V0H39V4L38 5H40V7H41V9H42V11L46 8V4H47ZM122 2V1H121ZM134 3H135V0L133 1ZM140 2V1H139ZM138 2V4L140 5V3ZM144 2H145V0H144ZM146 2H147V0H146ZM151 1H149V3H150ZM153 2H154V0H153ZM157 2V1H156ZM159 2H161L160 0H158V3ZM179 2V1H178ZM38 3V2H37ZM126 3V2H125ZM148 2L147 3H145L146 5L147 4H149ZM152 3V2H151ZM170 3H172V2H170ZM174 3H176V1L174 2ZM183 3V2H182ZM88 4H90L91 6L90 7H92V9H89L88 8V10H86L87 8V5ZM119 4H121V3H119ZM131 4V3H130ZM144 4V5H145ZM167 4V3H166ZM173 4V3H172ZM69 5V6H70ZM84 5H86V7L84 6ZM110 5V4H109ZM151 5H153V3L151 4ZM150 5V6H151ZM154 5H156L155 3H154ZM159 4H157L156 6H158ZM160 5H161V3H160ZM159 5V6H160ZM169 5V4H168ZM176 5H177V3H176ZM189 5H190V3H189ZM89 6V5H88ZM96 6H98L97 8L98 9H96ZM134 6V5H133ZM143 6V5H142ZM149 6V7H150ZM158 6V7H159ZM162 6V5H161ZM182 6H183V4H182ZM187 6H185V7H187ZM39 7V6H38ZM84 7L86 8V9H84ZM134 7H137V5L136 6H134ZM138 7H140V6H138ZM146 7V6H145ZM152 7V6H151ZM164 7V6H163ZM163 7H162V9H163ZM180 7V6H179ZM178 7V8H179ZM190 7V6H189ZM189 7L187 8V9H189ZM101 8V7H100ZM108 8V7H107ZM142 7H140V9H141ZM144 8V7H143ZM143 8H142V11H143ZM164 8H166V7H164ZM174 8V7H173ZM184 8V7H183ZM239 8V7H238ZM238 8H235V10L238 12V10H239V12H240V10L241 9H238ZM102 9V8H101ZM136 9V8H135ZM139 9V10H140ZM151 9V8H150ZM156 9H158V8H156ZM187 9H185V11L187 10ZM126 10V9H125ZM129 10V9H128ZM132 9H130V11H131ZM134 10V9H133ZM138 9H137V11H139ZM145 10V9H144ZM165 10V9H164ZM167 10H168V8H167ZM257 10H259L260 11V9L258 8ZM23 11V12H22ZM102 12H104L103 10H101ZM148 10H146V12H147ZM158 11H159V9H158ZM158 11L156 12V10H155V12L156 13H158ZM163 11V10H162ZM188 11V10H187ZM187 11H186V13H187ZM190 12H191V10H189ZM188 11V12H189ZM262 11H264V8H263V10ZM32 12H34V10L32 11ZM106 12V11H105ZM104 12V13H105ZM111 12V11H110ZM132 12V11H131ZM134 12V11H133ZM132 12V13H133ZM165 12V11H164ZM242 12H243V10H242ZM19 13V14H18ZM121 13V12H120ZM124 13V12H123ZM140 13H142L141 12V10H140V12H139V15H140ZM166 13V12H165ZM164 13V14H165ZM167 13H169V15H171L170 14V11L169 12H167ZM166 13V14H167ZM185 13V12H184ZM34 14V13H33ZM33 14H31V17H32V15ZM41 14V13H40ZM67 14V13H66ZM137 15H138V13H136ZM142 14H144V12L142 13ZM141 14V16H143ZM161 14V13H160ZM159 14V16H161ZM164 14H163V16H164ZM176 14V13H175ZM192 13H190V15H191ZM69 15V14H68ZM76 15V14H75ZM123 15V14H122ZM128 15V14H127ZM134 15V17L136 16L135 14H133ZM144 15H146V14H144ZM188 15H189V13H188ZM187 15V16H188ZM189 15V16H190ZM193 15V14H192ZM191 15V16H192ZM24 16V15H23ZM26 16V15H25ZM42 16V15H41ZM77 16V15H76ZM75 16V17H76ZM126 16V15H125ZM148 16H149V13H148ZM157 16H158V14H157ZM159 16H158V19H159ZM163 16H161V17H163ZM172 16V15H171ZM29 17H30V14H29ZM28 17V18H29ZM70 17H74V16H72L71 14H70ZM115 17V16H114ZM120 17V16H119ZM137 17V16H136ZM151 17V16H150ZM160 17V18H161ZM167 17V16H166ZM169 17V16H168ZM21 18H22V20H24L25 19V17H22L21 16ZM24 18V19H23ZM28 18H26V19H28ZM40 18V17H39ZM76 18H78V17H76ZM75 18V19H76ZM121 18H122V16H121ZM143 18H145V16H143L142 18H141V21H142V19ZM171 18V17H170ZM170 18H168V19H170ZM190 18V17H189ZM209 18V17H208ZM113 19V18H112ZM120 19V18H119ZM124 19H125V17H124ZM133 19V18H132ZM131 19V20H132ZM139 19V18H138ZM137 18H136V20H138ZM147 19V18H146ZM162 19V18H161ZM171 19H173V18H171ZM203 19V18H202ZM212 19V18H211ZM31 20V19H30ZM39 20H41V19H39ZM45 20V19H44ZM74 20V19H73ZM121 20V19H120ZM136 20H135V22H136ZM145 20V19H144ZM149 20V19H148ZM25 21V20H24ZM126 22L128 21L129 22V20H125ZM134 21V20H133ZM140 21V20H139ZM160 21V20H159ZM162 21V20H161ZM160 21V23L162 24V22ZM165 21H166V19H165ZM164 21V22H165ZM167 21H169V20H167ZM166 21V22H167ZM237 21V20H236ZM41 22H42V20H41ZM115 22V21H114ZM113 22V23H114ZM123 22H124V20H123ZM127 22V23H128ZM135 22H134V24H135ZM148 21L146 20V23H147ZM158 22V21H157ZM173 22H174V20H173ZM173 22H169L170 24L171 23H173ZM176 22V21H175ZM174 22V23H175ZM180 22V21H179ZM187 22V21H186ZM25 23H27V21H25ZM29 23V22H28ZM43 23V22H42ZM50 23H51V21H50ZM142 23H144V22H142ZM142 23H138V24H141L142 25ZM159 23V22H158ZM159 23V24H160ZM168 23V22H167ZM166 23V24H167ZM168 23V25H170ZM177 23H178V20H177ZM190 23V22H189ZM217 23H219V22H217V20L215 21V22H211L210 20H208V21H204L203 22V24H202V29L201 30H203V34L205 35L204 37L206 38V41H207V50H208V53H209V51H210V54H212V55H217V54H219V51H220V49H221V47L220 46H218L217 44H216V41H215V37L217 36V31H216V29H218V27H219V24H217ZM233 23V22H232ZM237 23H239V22H237ZM24 24V23H23ZM31 24V23H30ZM33 24V23H32ZM82 24H83V22H82ZM84 24L82 25V26H84ZM121 24H123V23H121ZM130 24V23H129ZM128 24V25H129ZM132 24V23H131ZM165 24V23H164ZM192 24V23H191ZM221 24V23H220ZM223 24V23H222ZM114 27H113V26ZM124 25H126V24H124ZM128 25H126L127 26V28H129V26ZM141 25H139V26H137V22H136V26H134L135 27V29L137 30V27H139L140 28V26ZM147 25V24H146ZM240 25V24H239ZM25 26H28V25H25ZM102 27V28H100V29H98V30H100V33L98 34V33H96V27ZM132 26H133V24H132ZM132 26L130 27L131 28V30H133L132 29ZM157 26H159L158 24H157ZM189 26V25H188ZM225 26V25H224ZM22 27V28H21ZM44 27V26H43ZM133 27V28H134ZM141 27H144V24H143V26H141ZM146 27V26H145ZM147 27H149V26H147ZM186 27V26H185ZM189 27H191V26H189ZM193 27V26H192ZM32 28H33V26H32ZM139 28H138V30H139ZM159 28H160V26H159ZM162 28V27H161ZM223 28V27H222ZM119 29H121V30H119ZM134 29V30H135ZM187 29V28H186ZM214 29V30H213ZM45 30V29H44ZM164 30V29H163ZM171 29H169V30H167L168 32L170 31ZM189 30V28L187 29V31ZM190 30H191V28H190ZM129 31V30H128ZM160 31V30H159ZM192 31V30H191ZM98 32V31H97ZM165 32V31H164ZM168 32H166V33H168ZM172 32V31H171ZM229 32V31H228ZM60 33V32H59ZM130 33V32H129ZM133 33V32H132ZM173 33V32H172ZM185 33H186V31H185ZM189 33H191V32H189ZM194 33V32H193ZM219 33V32H218ZM35 34V33H34ZM163 35V33H160V35ZM197 34V33H196ZM228 34V33H227ZM38 35H39V33H38ZM40 35H41V33H40ZM121 35H123V34H121ZM143 35H145V34H143ZM152 35V34H151ZM166 35V34H165ZM164 35V36H165ZM192 35V34H191ZM194 35V34H193ZM42 36H43V38H44V40L46 41V42H44V46H45V44L47 45V46H49V47H51V48H54V49H56V48H60V49H63V47H64V44H62V42L59 40V41H57V40H53V39H55V37L53 38V39H51L50 38V35H49V37L48 36H44V34H42ZM82 36V35H81ZM131 36V33H130V35H129V37ZM134 36V34L132 35V37ZM138 36V35H137ZM52 37V36H51ZM119 38H121L120 36H118ZM126 37H128V35L126 36ZM141 37V36H140ZM150 36H148V37H146V39L147 38H149ZM153 37V36H152ZM158 37V36H157ZM122 38H124V37H122ZM121 38V39H122ZM133 38H135V36L133 37ZM137 38V40L140 42V39H138V37H136ZM86 39V40H87ZM174 39V38H173ZM176 39V42L178 41L177 40V38H175ZM175 39H174V42H175ZM186 39V38H185ZM200 39V38H199ZM198 39V40H199ZM217 39V38H216ZM70 40V39H69ZM143 40V39H142ZM141 40V41H142ZM168 40V39H167ZM179 40H180V38H179ZM181 40H184L183 38L181 39ZM187 40H189V39H187ZM187 40H185V41H183V42H186V43H184V44H187ZM80 41V40H79ZM135 41H136V39H135ZM144 41V40H143ZM147 41V40H146ZM146 41H144V42H146ZM149 41V40H148ZM71 42V41H70ZM69 41L67 42L68 43V45H69V43H70ZM189 42H192L191 40L189 41ZM189 42H188V47H189V49H190V46L189 45H191V43L189 44ZM222 42V41H221ZM227 42H228V40L226 41V43H225V45L227 46V50L225 51L226 52V54L224 55V56H221V57H219L220 59V63L223 65V68L225 69V75H226V77H229L230 78V80L228 81V89L231 91L232 90V75H233V69L235 68V65L238 63V58H240V56L237 54V53H235V51H232V50H230L229 49V47H228V44H227ZM36 43H38V42H36ZM42 43H43V41H42ZM67 43H65V44H67ZM125 43H127V47H128V42H124V45H125V47H126V44ZM130 43V45H131V42H129ZM134 44L135 43H137V42H133ZM142 43V42H141ZM150 43H152V41H150ZM161 43V42H160ZM163 43V42H162ZM181 43V42H180ZM39 44H40V40H39ZM123 44V43H122ZM145 44V43H144ZM147 44H149L148 42H147ZM153 44V43H152ZM163 44H165V42L163 43ZM162 44V45H163ZM172 44L173 45H175V47L177 48V46H176V44L175 43H173L172 42ZM197 44V43H196ZM41 45V44H40ZM40 45L38 46L39 47V49H40ZM75 45V44H74ZM77 45V44H76ZM129 45V46H130ZM139 45V44H138ZM146 45V44H145ZM145 45H140V46H144V48H145ZM150 45V44H149ZM155 45H156V43H155ZM166 45V44H165ZM178 45V44H177ZM193 45V44H192ZM191 45V46H192ZM195 45V44H194ZM160 46V45H159ZM169 46H171L172 47V45H168L167 47H169ZM203 46V45H202ZM36 48V52L38 53L39 51H41V52H44V49H43V51L42 50H37V46H35ZM69 47V46H68ZM122 47H124L123 45H122ZM134 48H136L135 46H133ZM138 48H139V46H137ZM149 47V46H148ZM147 47V48H148ZM151 47H153L152 45H151ZM155 47V46H154ZM162 48L164 47L165 49H166V46H161ZM161 47L159 48V50L161 49ZM194 47V46H193ZM193 47H191V49L193 48ZM48 48V47H47ZM47 48L45 49V51L47 50ZM50 48V49H51ZM73 47H72V45L69 47V49H70V55H72V54H74L75 52V50L73 51V49H72ZM155 48H157V45H156V47ZM157 48V49H158ZM196 48V47H195ZM223 48V47H222ZM49 49V48H48ZM88 49V48H87ZM122 49H124V48H122ZM121 49V50H122ZM130 49H132L131 47H130ZM142 49H143V47H142ZM165 49H161V50H165ZM167 49H169V48H167ZM186 49V48H185ZM197 49V48H196ZM125 50V49H124ZM128 50V49H127ZM135 49H133V51H134ZM138 50V49H137ZM146 50V49H145ZM149 50H151L152 51V48L150 49L149 48ZM178 50V49H177ZM179 50H180V48H179ZM205 50V49H204ZM52 51V50H51ZM69 51V50H68ZM89 51H90V49H89ZM132 51V52H133ZM148 50H146V52H147ZM150 51V52H151ZM153 51H154V49H153ZM41 52H39V53H41ZM57 52V51H56ZM105 51H104V53H106ZM129 52V51H128ZM131 52V53H132ZM140 52V51H139ZM155 52H157V50L155 51ZM159 52V51H158ZM161 52V51H160ZM34 53H35V50H34ZM36 53V54H37ZM59 53H62L61 52V50L60 51H58V54ZM64 53V52H63ZM62 53V54H63ZM90 53V54H91ZM98 53V52H97ZM103 53V54H104ZM122 53H124V51L122 50ZM125 53H126V50H125ZM134 53V55H132L133 56V59H134V57L136 56V54L135 53H137V51H135V52H133ZM132 53V54H133ZM154 53V52H153ZM170 54H171V52H169ZM176 53V52H175ZM185 53H192V52H190L189 50L187 51V52H185ZM102 54V55H103ZM111 54V55H112ZM138 54V53H137ZM158 54V53H157ZM157 54H154V57H155V55H157ZM161 54H162V52H161ZM172 54H174V53H172ZM177 54V53H176ZM204 54V53H203ZM221 54V53H220ZM60 55V54H59ZM75 55V54H74ZM110 55V56H111ZM119 55V54H118ZM146 55V54H145ZM153 55V54H152ZM152 55H150V56H152ZM179 55V54H178ZM187 55V54H186ZM189 55V54H188ZM209 55V54H208ZM130 56V55H129ZM131 56V57H132ZM138 56V55H137ZM137 56H136V58H137ZM142 56V55H141ZM140 56V57H141ZM147 56V59L149 58H151V57H148V54L146 55ZM145 56V57H146ZM158 56H159V54H158ZM166 56H169V58H171L173 61H174V59H176V58H174V57H170V55H167L166 54ZM191 56H193V55H191ZM190 56V57H191ZM211 56V55H210ZM218 56V55H217ZM235 56V57H234ZM40 57V56H39ZM39 57H38V59H39ZM104 57V56H103ZM126 57V56H125ZM143 57H144V54H143ZM153 57V58H154ZM159 57H163V56H159ZM158 57V58H159ZM181 57V56H180ZM187 57V56H186ZM189 56H188V58H190ZM43 58H45V57H43ZM91 58H93V57H91ZM158 58H156L157 60H158ZM168 58V57H167ZM174 58V59H173ZM181 58H183V57H181ZM180 58V59H181ZM38 59L36 58V60L38 61ZM40 59H42V58H40ZM123 59V58H122ZM126 59V58H125ZM132 59V58H131ZM132 59V60H133ZM146 59V60H147ZM205 59V58H204ZM35 60V61H36ZM129 60V59H128ZM137 60V59H136ZM139 60V59H138ZM142 60V59H141ZM145 60V59H144ZM164 60V59H163ZM165 60L167 61L168 59H166L165 58ZM186 60V59H185ZM192 59H189V61H191ZM216 60V59H215ZM40 61V60H39ZM38 61V62H39ZM135 60H133V62H134ZM153 61H155L154 59H153ZM161 61V60H160ZM173 61H168V62H173ZM140 62L141 61H139V64H140ZM158 62V61H157ZM163 62V61H162ZM167 62V63H168ZM184 62V61H183ZM188 62V61H187ZM211 62V61H210ZM143 63V62H142ZM144 63H146V62H144ZM150 63V62H149ZM154 63V62H153ZM174 63H175V61H174ZM177 63H178V61H177ZM185 63H186V61H185ZM190 63V62H189ZM187 64V65H191V64ZM192 63V62H191ZM219 63V64H220ZM137 64H138V61H137ZM151 64V63H150ZM155 64V63H154ZM158 64H160V63H158ZM164 64H166V62L164 63ZM172 64V63H171ZM220 64V65H221ZM37 65V64H36ZM179 65V64H178ZM153 66V65H152ZM166 66H168L167 64H166ZM192 66V65H191ZM40 67V66H39ZM76 67H78V65L76 66ZM126 67V66H125ZM164 67H165V65H164ZM169 67V66H168ZM168 67H165V69H167ZM131 68V67H130ZM134 68V67H133ZM174 68H175V65H174ZM39 69H41V68H39ZM39 69H37V70H39ZM43 69V68H42ZM76 69V68H75ZM129 69V68H128ZM128 69H126L127 71H128ZM152 69V68H151ZM169 69H171V67L169 68ZM168 69V70H169ZM222 69V68H221ZM37 70H36V72H37ZM125 70V69H124ZM167 70V71H168ZM148 71V70H147ZM149 71H150V69H149ZM153 71V70H152ZM155 71V70H154ZM201 71V70H200ZM35 72V73H36ZM40 72H41V70H40ZM158 72V71H157ZM176 72V73H175ZM174 73H175V76L176 77H173V78H177V77H179V76H177L179 73L177 72V71H175ZM207 72H210V71H207ZM139 73V72H138ZM151 73V72H150ZM184 73V72H183ZM127 74V73H126ZM129 74V73H128ZM131 74V73H130ZM146 73L144 72V75H145ZM149 74V73H148ZM156 74V73H155ZM166 74V73H165ZM177 74V75H176ZM185 74V73H184ZM184 74H182V75H184ZM191 75H192V73H190ZM74 75H77L76 74V72H75V74ZM154 75V74H153ZM172 75V74H171ZM174 75V74H173ZM181 75V74H180ZM190 75V76H191ZM136 76V75H135ZM146 76V75H145ZM185 77H188V76H186V75H184ZM184 76H183V78H184ZM127 77V76H126ZM129 77V76H128ZM131 77V76H130ZM140 77V76H139ZM165 77H167V76H165ZM171 78H172V76H170ZM181 77V76H180ZM180 77H179V82L180 83H182L181 82V80H180ZM34 78V77H33ZM73 78L74 79H77V77L75 78L74 76H73ZM137 78V77H136ZM144 78H146V77H144ZM192 78H193V76H192ZM89 79H91V78H89ZM129 79V78H128ZM147 79V78H146ZM182 79V78H181ZM185 79V78H184ZM189 79V78H188ZM240 79V78H239ZM130 80V79H129ZM135 80V79H134ZM168 80V79H167ZM178 79H176V81H177ZM234 80V79H233ZM40 81V80H39ZM73 81V80H72ZM75 81V80H74ZM74 81H73V83L72 82H70L69 83V90L68 91H71V93L70 94H72V96L73 97H76V96H74V93H76L75 92V88H77V90H78V86L76 87V85H77V83H78V79L75 81V83H74ZM131 81V80H130ZM183 81V80H182ZM186 81H187V79H186ZM192 80H190L189 79V82H191ZM31 82V83H32ZM36 82H38V81H36ZM35 82V83H36ZM77 82V83H76ZM125 82V81H124ZM156 82V81H155ZM171 82H173V81H171ZM134 83H135V81H134ZM146 83V82H145ZM144 83V84H145ZM160 83H162V81L160 82ZM170 83V82H169ZM97 84V83H96ZM102 84V83H101ZM130 84V83H129ZM133 84V83H132ZM141 84V83H140ZM173 84H175V83H173ZM172 84V85H173ZM177 84H178V81H177ZM27 85V86H26ZM78 85H79V83H78ZM81 86H82V84H80ZM99 85V84H98ZM154 85V84H153ZM180 85V84H179ZM61 86V85H60ZM63 87H64V85H62ZM80 86V87H81ZM160 86V85H159ZM175 86H177V85H175ZM22 87H23V90H21L22 89ZM83 87V86H82ZM91 87V86H90ZM180 87V86H179ZM178 87V88H179ZM99 88V87H98ZM175 88V87H174ZM240 88V87H239ZM91 89V88H90ZM95 89V88H94ZM139 89H140V87H139ZM148 89H149V87H148ZM153 89V88H152ZM155 89V88H154ZM22 92H21V91ZM89 90V89H88ZM97 90V89H96ZM103 90H104V88H103ZM124 90H125V88H124ZM145 90V89H144ZM149 90H151V89H149ZM173 90H175V89H173ZM177 90V89H176ZM180 90H182V89H180ZM179 90V91H180ZM236 90H237V88H236ZM235 90V91H236ZM65 90H63V92H64ZM87 91V90H86ZM127 91V90H126ZM142 91V90H141ZM146 91V90H145ZM163 91V90H162ZM167 91H169V90H167ZM186 92H187V90H185ZM21 92V93H20ZM28 92V93H27ZM62 92V93H63ZM80 91H78V93H79ZM94 92H96V91H94ZM99 92V91H98ZM98 92H96V93H98ZM147 92V91H146ZM145 92V93H146ZM150 92V91H149ZM164 92V91H163ZM183 92V91H182ZM239 92V91H238ZM36 93V92H35ZM82 93H86V92H84V91H82ZM81 93V94H82ZM111 93V92H110ZM142 93H144V92H142ZM162 93V92H161ZM185 93V92H184ZM227 93V92H226ZM39 94V93H38ZM43 94V93H42ZM88 94V93H87ZM149 94V93H148ZM168 94V93H167ZM180 94V93H179ZM66 95V93H64V96ZM68 95V94H67ZM84 95V94H83ZM90 95V94H89ZM103 95V94H102ZM113 95V94H112ZM122 95V94H121ZM164 95V94H163ZM162 95V96H163ZM175 95V94H174ZM181 95V94H180ZM30 96V98H31V95H29ZM34 96V95H33ZM125 96V95H124ZM131 96V95H130ZM148 96V95H147ZM159 96H160V93H159ZM165 96H166V94H165ZM165 96H163V97H165ZM176 96V95H175ZM25 97V96H24ZM36 97V96H35ZM35 97H33V98H31V100L33 101V99L35 98ZM85 97L86 98H88L87 96H86V94H85ZM108 97V96H107ZM133 97V96H132ZM153 97V96H152ZM180 97V96H179ZM225 97H227V96H225ZM38 98V97H37ZM37 98H35V99H37ZM45 98H46V96H45ZM48 98V97H47ZM70 98V97H69ZM72 98V97H71ZM77 98H79V97H77ZM86 98H84L85 100H88V101H91L90 99H86ZM138 98V97H137ZM145 98V97H144ZM161 98V97H160ZM168 98V97H167ZM171 98V97H170ZM169 98V99H170ZM188 98H190V96L188 97ZM228 98V97H227ZM91 99H93V98H91ZM157 99H159V98H157ZM103 100V98L101 99V101ZM163 100V99H162ZM167 100V99H166ZM27 101V102H26ZM39 101V100H38ZM46 101H47V99H46ZM63 101V100H62ZM70 101V102H69ZM93 101V100H92ZM91 101V102H92ZM97 101V100H96ZM95 101V102H96ZM104 101H106V100H103L101 103H103ZM138 101H139V99H138ZM137 101V102H138ZM156 101V100H155ZM175 101V100H174ZM23 102H26V104H23ZM58 102V101H57ZM66 102V101H65ZM123 102V101H122ZM133 102H134V100H133ZM64 103V102H63ZM16 104V105H15ZM72 104V103H71ZM103 104H106V103H103ZM102 104V105H103ZM167 104V103H166ZM29 105V106H28ZM33 105V106H34ZM100 105V104H99ZM101 105V106H102ZM115 105V104H114ZM136 105V104H135ZM262 105V104H261ZM38 105H36V106H34V108H35V111H33L34 113H36V115H37V113L39 112V111H37L36 112V107H37ZM70 107H71V105H69ZM168 106V105H167ZM13 107V108H14ZM57 107V108H58ZM62 107V108H61ZM108 107H109V105H108ZM108 107L106 106V108H107V110H108ZM170 107V106H169ZM188 107V106H187ZM190 107V106H189ZM188 107V108H189ZM261 107V106H260ZM59 108L57 109V112H58V110H59ZM175 108H176V105H175ZM263 108V107H262ZM17 109V110H16ZM72 109V110H71ZM103 109H105V107H103ZM167 109V108H166ZM261 109V108H260ZM28 110V111H27ZM55 110H56V108H55ZM84 110V109H83ZM111 110V109H110ZM143 110V109H142ZM178 110V109H177ZM181 109H179V111H180ZM264 110V109H263ZM112 111V110H111ZM173 111V110H172ZM175 111V110H174ZM185 111V110H184ZM188 111H189V109H188ZM19 112V111H18ZM66 112V113H65ZM148 112V111H147ZM165 112H166V110H165ZM170 112V111H169ZM186 112V111H185ZM190 112V111H189ZM197 112V111H196ZM263 112V111H262ZM58 113V114H59ZM110 112H108V115H109V117L107 118L108 120H109V123H108V125H109V128L108 129H110V131L111 130H113L115 127H116V125H118L119 127L120 126H122V124L121 125H119L118 123L119 122H115L114 121V119L112 118V117H110V114H109ZM118 113V112H117ZM154 113V112H153ZM46 114V113H45ZM48 114V113H47ZM54 114V113H53ZM85 114V113H84ZM156 114V113H155ZM183 114V113H182ZM189 114V113H188ZM55 115H57V114H54V116ZM86 115L88 116V114L86 113ZM112 115L114 116V114L112 113ZM149 115V114H148ZM153 115V114H152ZM158 115V114H157ZM162 115V114H161ZM175 115V114H174ZM185 115V114H184ZM190 115V114H189ZM21 116H22V118H21ZM23 116H25V117H23ZM38 116V115H37ZM143 116V115H142ZM145 116V115H144ZM192 115H190L189 117H191ZM262 116H264V113H263V115ZM47 117V116H46ZM50 117V116H49ZM52 117V116H51ZM89 117V116H88ZM166 117H167V115H166ZM182 117H184V116H182ZM200 117V116H199ZM1 118V117H0ZM2 118H3V116H2ZM5 118V117H4ZM7 119L9 118V116L8 117H6ZM39 118H42V116L41 117H39ZM63 118L64 119H66L67 120V122H66V124H64L65 122H64V120H63ZM90 118V117H89ZM110 118V119H109ZM123 118V117H122ZM146 118V117H145ZM169 118V117H168ZM186 118V117H185ZM264 118V117H263ZM9 119V120H10ZM36 119V120H35ZM128 119V118H127ZM184 119V118H183ZM262 119V118H261ZM94 120H96V118H94ZM104 120V119H103ZM1 121V120H0ZM35 121H37V122H41V123H44V127H43V124H42V127L43 128H39L38 126H37V124H36V122ZM168 121V120H167ZM179 121V120H178ZM193 121V120H192ZM247 121V120H246ZM259 121V120H258ZM262 121V120H261ZM91 122V121H90ZM108 122V121H107ZM147 122V121H146ZM145 122V123H146ZM160 122V121H159ZM164 122V121H163ZM176 122H177V120H176ZM175 122V123H176ZM183 122L185 123V120H183ZM188 122H189V120H188ZM12 123V122H11ZM121 123V122H120ZM161 123V122H160ZM160 123H158V124H160ZM174 123V124H175ZM258 123V122H257ZM264 123V122H263ZM10 124V123H9ZM8 124V125H9ZM12 124H14V123H12ZM14 124V125H15ZM55 124H53L52 126H55ZM81 124H82V127H81ZM92 124V123H91ZM100 124V123H99ZM143 124H144V122H143ZM150 124V123H149ZM256 124V123H255ZM255 124H254V126H255ZM260 126H262V125H264V124H262V122H260ZM13 125V126H14ZM64 125V126H63ZM86 125H88L87 123H86ZM94 125V124H93ZM93 125H91V126H93ZM103 125V124H102ZM105 125H107V124H105ZM124 125V124H123ZM146 125V124H145ZM165 125V124H164ZM163 125V126H164ZM167 125V124H166ZM185 125V124H184ZM257 125V124H256ZM16 126V125H15ZM14 126V127H15ZM46 126V127H45ZM155 127H156V125H154ZM175 126H176V124H175ZM179 126V125H178ZM187 126V125H186ZM260 126H259V128H260ZM41 127V126H40ZM49 127V128H48ZM86 127V126H85ZM95 127V126H94ZM93 127V128H94ZM106 127V126H105ZM108 127V126H107ZM126 126H124V128H125ZM136 127H138V126H136ZM141 127V126H140ZM139 127V128H140ZM148 127V126H147ZM146 127V128H147ZM172 127V126H171ZM9 128H11V127H9ZM9 128H7V129H9ZM51 128V129H50ZM82 128H83V130H82ZM92 128V127H91ZM123 128V126H122V129L123 130H126L127 131V127L124 129ZM131 128V127H130ZM135 128V127H134ZM133 128V129H134ZM138 128V129H139ZM141 128H144V127H141ZM145 128V129H146ZM174 128V127H173ZM186 128V127H185ZM255 129H257V126L256 127H254ZM264 128V127H263ZM262 127L260 128L261 130H263L264 131V129H263ZM95 129V128H94ZM97 129V128H96ZM160 129V128H159ZM171 129V128H170ZM187 129V128H186ZM254 129V130H255ZM19 130V129H18ZM90 130V129H89ZM99 130H100V128L98 129V132H99ZM105 130V129H104ZM123 130H121L120 128H115V133L116 134H111V132H110V134H111V136L109 137V135H108V133H104L103 131H102V129H101V131H102V133L100 132L99 134V136H100V138H102V140H101V144H102V142H103V150H105V153H106V155H107V153H114V154H116V156H117V162H122L123 163V167L124 166H126V168H128L127 166H130V168H131V166L132 165H134V160L136 159L135 157H133V158H135V159H131V157L129 158V157H127L126 158V156L128 155V156H131L132 155V152H130V151H134V147H136L134 144V147L133 146H131L132 145V143H135V142H133L132 140H133V137L130 139V137H131V134L132 135H135L134 133H130V137H128L127 135H125V138H124V136H122V131ZM131 130H132V128H131ZM136 130H137V128H136ZM144 130V129H143ZM161 130V129H160ZM163 130V129H162ZM21 131V130H20ZM19 131V132H20ZM93 130L91 129V132H92ZM95 131V130H94ZM93 131V132H94ZM109 131V130H108ZM125 131V132H126ZM139 131H140V129H139ZM155 131V130H154ZM164 131V130H163ZM172 131V130H171ZM170 131V132H171ZM262 131V132H263ZM19 132H17V133H19ZM87 132V134L89 133L88 132V130L86 131ZM96 132V131H95ZM113 132V131H112ZM128 132V131H127ZM130 132V131H129ZM133 132H136V131H134L133 130ZM137 132H138V130H137ZM143 132V131H142ZM145 132H146V130H145ZM169 132V131H168ZM176 132V131H175ZM56 133H54V134H56ZM66 133H68V134H66ZM147 133V132H146ZM149 133H151V132H149ZM153 133V132H152ZM167 133V132H166ZM249 133H251V132H249ZM258 133V132H257ZM3 134V135H4ZM92 134H94L95 135V133H92ZM97 134V133H96ZM101 134H103V137L101 136ZM107 136H106V135ZM125 134V133H124ZM254 134V133H253ZM252 134V135H253ZM263 134H264V132H263ZM14 135V134H13ZM30 135V136H31ZM50 135V134H49ZM48 135V136H49ZM52 135V134H51ZM51 135H50V137H51ZM93 135V136H94ZM139 135H141V134H139ZM25 136V135H24ZM27 136H29V135H26L25 137H27ZM29 136V137H30ZM58 136V137H59ZM83 136V137H82ZM93 136H91V138L93 137ZM96 136L97 135H95V137H93L91 140L88 138L87 139V142H85L87 145H88V143H90L91 144V142H92V144H95L96 143ZM98 136V137H99ZM126 136L130 139V141L128 140H125V139H128V138H126ZM137 136V135H136ZM144 135H141L140 137L142 138ZM256 136V135H255ZM261 136H262V133H261ZM13 137V136H12ZM25 137L24 138H22L23 140H27V138L25 139ZM28 137V138H29ZM34 138L35 139V141L37 142V143H35L36 144V146H39L38 144L40 143V145H43L44 143L46 144V142L44 141V143L43 144H41L42 142H39L38 141V139L37 138ZM47 137V136H46ZM46 137H44V138H46ZM52 137H53V135H52ZM56 136H54V138H55ZM59 137V138H60ZM135 137V136H134ZM139 137V136H138ZM145 137V136H144ZM168 137V136H167ZM251 137V136H250ZM253 137V139H254V136H252ZM259 137H260V134H259ZM40 139V140H45V139ZM59 138L57 139L56 138V140H58L59 141ZM141 138H137L138 140H140ZM152 138V137H151ZM162 138V137H161ZM262 138V137H261ZM21 139V137H20V140L21 141H23ZM37 139V140H36ZM47 139H49V138H47ZM46 139V140H47ZM52 139V138H51ZM65 139L67 140L66 142H65ZM136 139V138H135ZM147 139V138H146ZM145 139V140H146ZM150 139V138H149ZM154 139V138H153ZM12 140H11V142H12ZM143 140V139H142ZM141 140V141H142ZM145 140H143V142H145ZM151 140V139H150ZM250 140V139H249ZM20 141V142H21ZM70 141L73 143H70ZM89 141V142H88ZM91 141V142H90ZM100 141V140H99ZM129 142H131L132 141V143H131V147L133 148H131V149H129L130 147H129V145H128V143ZM147 141H148V139H147ZM155 141H156V139H155ZM160 141V140H159ZM167 141V140H166ZM252 141V140H251ZM254 141V140H253ZM257 141V140H256ZM264 141V140H263ZM9 143L10 144V146L12 145V143ZM27 142V141H26ZM39 142V143H38ZM50 142V141H49ZM55 142H57V141H55ZM54 142V143H55ZM75 142H76V144H75ZM138 141H136V143H137ZM151 142V141H150ZM149 142V143H150ZM153 142H154V140H153ZM168 142H170V141H168ZM171 142H173V141H171ZM258 142V141H257ZM256 142V143H257ZM261 142V141H260ZM22 143H24V142H22ZM59 143V142H58ZM62 143V145H64ZM141 143V142H140ZM140 143H138L139 144V147L141 146L140 145ZM159 143V142H158ZM261 143H263V142H261ZM56 144V143H55ZM97 144V143H96ZM154 144V143H153ZM153 144H152V146L151 147H153ZM168 144V143H167ZM253 144H255V141L253 142ZM59 145V144H58ZM57 145V146H58ZM83 145V144H82ZM85 145V144H84ZM142 145H143V143H142ZM144 145H145V143H144ZM146 145H147V143H146ZM146 145L144 146L145 148V150H146ZM155 146H156V143L154 144ZM160 144H158L157 146H159ZM169 145H171V144H169ZM262 145V144H261ZM35 146V145H34ZM45 146V145H44ZM102 146V145H101ZM148 146H150V145H148ZM147 146V147H148ZM162 146V145H161ZM172 146L174 147V145H173V143H172ZM260 146V143L258 142V146L256 145L255 147H259ZM263 146V145H262ZM11 147H13L14 148V146H11ZM63 146H61V148H62ZM84 147H86V146H84ZM91 147V146H90ZM89 146H88V148H90ZM139 147H136V148H139ZM254 147V148H255ZM35 148V147H34ZM39 148H42V147H39ZM39 148L37 147V148H35V151H36V149H38L37 151H36V153L38 154V155H40L38 152H40L39 151ZM57 148H59V146L57 147ZM101 148V147H100ZM100 148H98V149H100ZM150 148V147H149ZM153 148H155V147H153ZM152 148V149H153ZM157 148V147H156ZM28 149V150H27ZM56 149V148H55ZM60 149V148H59ZM83 149V148H82ZM84 149H86V148H84ZM84 149H83V151L82 152H87V149H86V151H84ZM140 150L139 151H142L141 149L142 148H139ZM148 149V148H147ZM152 149H149V150H152ZM158 150H160L159 148H157ZM157 149H154L155 151L157 150ZM262 149V148H261ZM261 149H259V150H261ZM17 150V149H16ZM41 150V149H40ZM42 150H43V148H42ZM41 150V151H42ZM60 150H62V149H60ZM130 150V151H129ZM153 150V152L155 153V151ZM250 150V149H249ZM254 150V149H253ZM263 150H264V147H263ZM262 150V151H263ZM34 151V152H35ZM62 151H64V150H62ZM81 151V150H80ZM88 151H89V149H88ZM96 151V150H95ZM99 151V150H98ZM97 151V152H98ZM100 151H101V149H100ZM127 151L129 152V153H127ZM135 151H137L138 153H140L139 151H138V149L136 150L135 149ZM135 151L133 152V155H134V153H135ZM144 151V150H143ZM261 151V152H262ZM43 152V151H42ZM41 152V153H42ZM61 152V151H60ZM65 152V153H66ZM97 152H95V154H97ZM135 153L136 155H141V154H138V153ZM145 152V151H144ZM153 152H151V153H153ZM250 152V151H249ZM261 152H258V153H261ZM58 153V152H57ZM62 153V152H61ZM66 153V154H67ZM69 153V154H70ZM90 153H94V152H90ZM103 153V152H102ZM153 153V154H154ZM161 153H162V151L160 152V156H162L161 155ZM165 152H163V154H164ZM63 154H64V152H63ZM72 154V153H71ZM87 154H89V153H87ZM87 154H85L86 155V157H88V155ZM157 154V156L159 157V155H158V153H156ZM156 154H155V156H154V158H153V156L151 155V156H149V155H147L148 156V160L147 161H149L150 163H152V161L154 160L155 161V157H156ZM173 154V153H172ZM36 155V154H35ZM43 155V154H42ZM61 155V154H60ZM60 155H59V157H60ZM81 155H83L82 156V158L84 157V154H81ZM89 155H91V154H89ZM105 155V154H104ZM104 155L103 156H101V157H98V159H101V158H103L104 157ZM110 155V154H109ZM132 155V156H133ZM142 155H144V154H142ZM169 155V154H168ZM250 155V154H249ZM93 156V155H92ZM229 156H231V155H229ZM261 156H262V154H261ZM40 157V156H39ZM58 157V160L59 159H61V158H59ZM68 157H69V155H68ZM68 157H66V158H68ZM107 157V156H106ZM145 157V156H144ZM144 157H142V160L143 159H145ZM157 157V158H158ZM165 157V156H164ZM250 157H251V155H250ZM91 158V157H90ZM95 158H97V157H95ZM105 158V157H104ZM113 158V157H112ZM115 158V157H114ZM129 158V159H128ZM140 158H141V156H140ZM228 158H230V157H228ZM258 158V157H257ZM71 159V158H70ZM97 159V160H98ZM109 159V158H108ZM108 159L106 160V158H105V160H102L103 161V163L102 162H100L99 160V163H100V165H97V166H100V168H98V170H100V171H102L101 173L103 174V172L104 173H106V171H109L110 172V170H113L114 168L112 167V165L110 166V165H108L107 163H105V162H107L108 161ZM159 159H162V158H159ZM40 160H43V159H40ZM57 160V164L59 163V161ZM67 160V159H66ZM82 160V159H81ZM115 160V159H114ZM230 160V159H229ZM258 160V159H257ZM85 161V160H84ZM92 161V160H91ZM98 161H96L95 160V162H98ZM110 161V160H109ZM133 161V162H132ZM139 161V160H138ZM153 161V162H154ZM156 161H158V160H156ZM163 161V160H162ZM161 161V162H162ZM263 161V160H262ZM141 162V161H140ZM144 162V161H143ZM159 163H160V161H158ZM164 162H166V161H164ZM171 162H173V161H171ZM246 162V161H245ZM250 162V161H249ZM56 163V162H55ZM92 163H93V161H92ZM111 163V162H110ZM115 163V162H114ZM136 163H138V162H136ZM184 163V162H183ZM246 163H248V162H246ZM253 163V162H252ZM85 164H86V166H85V168L88 166V164L86 163V161H85ZM102 164V165H101ZM103 164H105V165H108V166H110V168L109 169H107L105 166H103ZM121 164V163H120ZM142 164V163H141ZM153 164V163H152ZM155 164H157V162L155 163ZM174 164L175 163H171L170 165H172V168H173V166H174ZM224 164V163H223ZM222 164V165H223ZM258 164V163H257ZM38 165V164H37ZM59 165V164H58ZM61 165V164H60ZM136 165H138V164H136ZM145 165V164H144ZM143 165V166H144ZM151 164H149V166H150ZM168 165H169V163H168ZM167 165V166H168ZM169 165V167H171ZM226 166H227V164H225ZM229 165V164H228ZM245 164L243 163V166H244ZM138 166H140V165H138ZM146 167L148 166V165H145ZM145 166H144V168H145ZM148 166V167H149ZM162 166V165H161ZM175 166H177V165H175ZM182 166V165H181ZM190 166H192V164L190 165ZM253 166V165H252ZM118 167H119V165H118ZM157 167V166H156ZM165 168H166V166H164ZM164 167H162V169L164 168ZM178 167V166H177ZM55 168L57 169V171H58V169H59V171L61 172V167L60 168H58L57 166H55ZM85 168H84V170H85ZM117 168V167H116ZM121 168V167H120ZM129 168V169H130ZM136 168V167H135ZM150 168V167H149ZM160 168V167H159ZM164 168V169H165ZM188 168H189V166H188ZM35 169V168H34ZM55 169V170H56ZM118 169V168H117ZM116 169V170H117ZM124 169V168H123ZM133 169V168H132ZM137 169V168H136ZM151 169V168H150ZM161 169V170H162ZM169 169V168H168ZM167 169V170H168ZM174 169H176V168H174ZM182 169V168H181ZM192 168H190V170H191ZM52 170V169H51ZM86 170V171H87ZM90 170V171H89ZM121 172H122V169H119ZM160 170V169H159ZM159 170L158 169H154L153 168V170H152V172H151V174H152V176H154V175H157L158 176V178H159V176L160 175H162V173L160 174V172H161V170H160V172H159ZM166 170V171H167ZM180 170V169H179ZM259 170H261V169H259ZM91 171H93L92 173H91ZM99 171V172H100ZM114 171V170H113ZM130 171V170H129ZM132 171V170H131ZM134 171V170H133ZM136 171H138V169L136 170ZM140 171H142V169L140 170L139 169V172H132V173H134L132 176V180L131 181H133V178L135 177V173H138V176H140L139 174L140 173H142V172H140ZM151 171V170H150ZM165 171V172H166ZM169 171V170H168ZM186 171V170H185ZM219 171V170H218ZM228 171V170H227ZM245 171V170H244ZM31 172V171H30ZM53 172V171H52ZM52 172H50V173H52ZM165 172H163V173H165ZM170 172H172L173 173V171L171 170ZM169 172V173H170ZM175 172V171H174ZM191 173H192V170L190 171ZM189 172V173H190ZM252 172V171H251ZM261 172H262V170H261ZM260 172V173H261ZM91 173V174H90ZM98 174V175H102V174ZM124 173V172H123ZM167 173V172H166ZM168 173V175H170ZM171 173V174H172ZM176 173V172H175ZM216 173H217V171H216ZM53 174V173H52ZM56 174H58V173H56ZM55 174V172H54V175H56ZM60 174H62V172L60 173ZM110 174H111V172H110ZM119 174L120 175H122V173H118V170H117V173H115V175H118L119 176ZM148 174H149V172H148ZM188 174V172L185 174V175H187ZM38 175V173L36 174V176ZM40 175V174H39ZM93 175H95V173H93ZM127 175H129V174H127ZM174 175V174H173ZM173 175H170L171 176V178H172V176ZM189 175V174H188ZM188 175H187V181H188V178L190 177V179H191V176H189L188 177ZM247 175V174H246ZM45 176V180H46V175H44ZM52 176V178H53V175H51ZM57 176V175H56ZM58 176H60V175H58ZM57 176V177H58ZM104 176V175H103ZM106 176V175H105ZM108 176H111V175H109V174H107V177ZM149 176V175H148ZM156 176V177H157ZM163 176H165V175H163ZM243 176V175H242ZM248 176H251V175H248ZM253 176V175H252ZM33 177H34V174H33ZM37 177H39V176H37ZM36 177V178H37ZM50 177V176H49ZM57 177H55L56 179H57ZM107 177H106V179H107ZM114 177H116V176H114ZM114 177H113V179H114ZM120 177H122L123 178V175L122 176H120ZM119 177V178H120ZM130 177V176H129ZM142 177V176H141ZM144 177V176H143ZM155 177V176H154ZM169 177V176H168ZM168 177H164V178H168ZM183 177V176H182ZM207 177V176H206ZM244 177H245V173H244ZM256 177V176H255ZM29 178H30V180H29ZM35 178V179H36ZM40 178H42V177H40ZM60 178V177H59ZM137 178V177H136ZM136 178H134V179H136ZM147 179V177H144V178H142L143 180L144 179ZM150 178H152L151 177V175H150ZM160 178H161V176H160ZM171 178H168V180L169 179H171ZM173 178H175V175H174V177ZM208 178V177H207ZM206 178V179H207ZM49 179V178H48ZM47 179V180H48ZM127 179H129L130 180V178H127ZM138 179H140V178H138ZM137 179V180H138ZM146 179H145V181H146ZM165 179V180H166ZM190 179H189V181H190ZM219 179V178H218ZM235 179V178H234ZM237 179V178H236ZM245 179V178H244ZM248 179L249 178H246L245 179V181L243 182V184H242V186H243V188L244 189H249L250 190V192L251 191H255V194H256V196H258V194L260 193V191H261V189L259 190V192H256V190H254L252 187H250L251 185H250V182L248 181ZM53 180V179H52ZM55 180V179H54ZM103 180H105V179H103ZM102 180V181H103ZM112 180V179H111ZM110 180V181H111ZM115 180V179H114ZM148 180H149V178H148ZM153 180V179H152ZM159 181L161 180V179H158ZM164 180V179H163ZM165 180H164V182H165ZM167 180V181H168ZM172 180V179H171ZM170 180V181H171ZM175 180H176V178H175ZM178 180H179V178H178ZM185 180V179H184ZM239 180V179H238ZM242 181H243V179H241ZM101 181V179L99 180L98 179V182H100ZM109 181V180H108ZM124 181V180H123ZM130 181V183H132ZM139 181V180H138ZM144 181V182H145ZM156 181V180H155ZM162 181V180H161ZM160 181V182H161ZM170 181H169V183H170ZM180 181H181V179H180ZM186 181V180H185ZM202 181H203V179H202ZM207 181V180H206ZM235 181V180H234ZM56 182V181H55ZM115 182V181H114ZM134 182V181H133ZM141 182L142 181H140L138 184H141ZM153 182H154V180H153ZM153 182H150L149 181V183H153ZM159 182V183H160ZM173 182V181H172ZM178 182V181H177ZM58 183V182H57ZM58 183V184H59ZM103 183V182H102ZM101 183V184H102ZM118 183H119V181H118ZM128 183V182H127ZM147 183H148V181H147ZM148 183V184H149ZM158 183V182H157ZM157 183H155L154 184V187H152L153 188V191L155 192V188L157 187L156 185H157ZM166 183V182H165ZM168 183V184H169ZM176 183V182H175ZM188 183V182H187ZM217 183V182H216ZM98 184V183H97ZM120 184V183H119ZM122 184H123V182H122ZM134 184H135V182L133 183V186H134ZM137 184V181H136V185H138ZM146 184V183H145ZM168 184H166L167 186H169ZM173 184H174V182H173ZM35 185V184H34ZM110 185V184H109ZM108 185V186H109ZM111 185H113V184H111ZM110 185V186H111ZM128 185V184H127ZM142 185V184H141ZM141 185H140V187H141ZM161 185H162V183H161ZM171 186H169V188L170 187H172V183L170 184ZM217 185V184H216ZM261 185V184H260ZM109 186V187H110ZM156 186V187H155ZM175 186H176V184H175ZM189 186V185H188ZM187 186V187H188ZM136 187V186H135ZM144 187V186H143ZM144 187V188H145ZM178 187V186H177ZM179 187H181V186H179ZM40 188H43V191H45L46 189V191H48V193L47 192H43L42 190L40 191ZM44 188H45V190H44ZM137 188V190H139L138 189V186L136 187ZM136 188H135V190H136ZM142 188V187H141ZM140 188V189H141ZM143 188V189H144ZM159 188H160V186H159ZM164 188H165V186H164ZM167 188V187H166ZM175 188V187H174ZM240 188V187H239ZM238 188V189H239ZM155 189V190H154ZM157 189H158V187H157ZM161 189H163V188H161ZM160 189V190H161ZM172 189V188H171ZM179 189V188H178ZM178 189H175V190H178ZM182 189V188H181ZM101 190V189H100ZM120 190L121 191H123L122 192V194H120L121 196H120V198L118 197L119 196V192H120ZM134 190V191H135ZM145 190V189H144ZM152 190V189H151ZM159 189H158V194H159V191H160ZM167 191H168V189H166ZM243 190V189H242ZM146 191V190H145ZM145 191H144V194H146L145 193ZM152 191V192H153ZM165 191V190H164ZM169 191H170V189H169ZM238 191V190H237ZM136 193L138 192V191H135ZM142 192V191H141ZM166 192V191H165ZM239 192V191H238ZM246 192V191H245ZM43 193H47L46 195L45 194H43ZM143 193V192H142ZM148 193H147V195H148ZM164 193V192H163ZM237 193V192H236ZM242 193V192H241ZM118 194V199H116L115 198V196ZM141 194V193H140ZM155 194H156V192H155ZM155 194H154V196H155ZM165 194V193H164ZM163 194V195H164ZM247 194V193H246ZM139 195V194H138ZM135 196V197H139V196ZM159 195H162V193H160ZM232 195H234V194H232ZM231 195V196H232ZM243 195H245V194H243ZM261 195V194H260ZM260 195H259V197H260ZM142 196V195H141ZM154 196H152L151 195V198L152 197H154ZM165 196V195H164ZM108 197H110L109 198V200H107L108 199ZM134 197V198H135ZM159 197V196H158ZM157 197V198H158ZM244 197V199H242L241 198V196H240V198L242 199V201H241V205H239V207L241 206L242 207V209L243 208H251L252 207V205H254V206H261V203L260 202H255L254 200H251V199H248V196H243ZM246 197V198H245ZM258 197V198H259ZM155 198V197H154ZM154 198H152V199H154ZM163 197H161V199H162ZM136 199V198H135ZM135 199H134V202H135ZM148 199H150L148 202H147V200ZM63 200H65V201H63ZM157 199H155V201H156ZM163 200V199H162ZM160 201L159 203H163V201ZM234 200V199H233ZM131 201V202H130ZM137 201V200H136ZM143 202L145 201V200H142ZM141 201V202H142ZM128 202V203H127ZM139 202H140V197H139ZM157 202V201H156ZM158 203V202H157ZM236 203V202H235ZM138 204H140V203H138ZM141 205H143L142 203H141ZM159 206V205H158ZM157 206V208H159ZM238 206V205H237ZM251 206V207H250ZM264 205H262L261 207L262 208H264L263 207ZM140 207V208H139ZM164 207V206H163ZM143 208H144V206H143ZM161 208V207H160ZM233 208V210H234V207H232ZM252 208H254V207H252ZM251 208V209H252ZM256 208V207H255ZM261 208V210L260 211H258L257 209H255V210H257V212L256 213H258L259 212V214H263L264 215V213H263V209ZM241 209V208H240ZM152 210V211H153ZM154 210V211H155ZM161 210V209H160ZM160 210L158 209V212H159V214H160ZM165 210V207H164V209H163V211ZM166 210H168V209H166ZM239 210V209H238ZM234 212V211H233ZM239 212V211H238ZM153 213V212H152ZM164 213H165V211H164ZM167 213H168V211H167ZM162 214V213H161ZM166 214V213H165ZM164 214V215H165ZM169 214H170V212H169ZM168 214V215H169ZM173 214V213H172ZM158 215V214H157ZM156 215V216H157ZM164 215H162V217L164 216ZM171 215V214H170ZM169 215V216H170ZM256 215V214H255ZM153 216H155V214L153 215ZM152 216V217H153ZM165 216H167V215H165ZM262 216V215H261ZM154 219L156 218V220H158L157 219V217H153ZM168 218V217H167ZM154 219H153V221H154ZM162 219H164V218H162ZM169 219H171V218H169ZM170 221H172V220H170ZM182 221V220H181ZM185 225H187L186 227H184ZM257 226V225H256ZM170 227H171V229H170ZM183 227H184V229H183ZM175 228V227H174ZM188 228V229H187ZM255 228V227H254ZM253 228V229H254ZM176 230L177 229H179V228H175ZM252 229V230H253ZM170 230V231H169ZM179 231V230H178ZM204 231V230H203ZM259 231V230H258ZM193 232H194V230H193ZM256 232H257V230H256ZM260 232L262 233V229L260 230ZM168 233H169V235H168ZM201 233V232H200ZM245 233V232H244ZM264 233V232H263ZM262 233V235H264ZM246 235H247V233H245ZM250 234V233H249ZM253 234V233H252ZM239 235H241V233L239 234ZM257 234L254 232V237L256 236ZM169 236V237H168ZM252 236V235H251ZM253 236H252V239H254L253 238ZM181 237V236H180ZM188 237H191V238H188ZM203 237V236H202ZM201 237V238H202ZM236 237V236H235ZM257 237V236H256ZM203 239V238H202ZM236 239V238H235ZM243 239V238H242ZM257 239V238H256ZM178 240H179V238H178ZM237 240V239H236ZM247 240V239H246ZM250 240V239H249ZM248 240V241H249ZM193 241H194V239H193ZM202 241V240H201ZM200 241V242H201ZM206 239H205V244H207L206 243ZM238 241H239V239H238ZM183 242V243H182ZM207 242H209L210 243V240L209 241H207ZM233 242H235V240L233 241ZM173 243V242H172ZM172 243H171V245H172ZM176 243H177V241H176ZM195 242H193V244H194ZM203 243V244H204ZM242 243V242H241ZM249 243V242H248ZM183 244V245H182ZM192 244V245H193ZM253 244V243H252ZM174 245V244H173ZM195 245V244H194ZM198 245V244H197ZM199 245H201L200 243H199ZM209 245V244H208ZM241 245V244H240ZM254 245L256 246V242L254 243ZM196 246V245H195ZM203 246H206V245H203ZM245 246H246V244H245ZM244 246V247H245ZM253 246V245H252ZM251 246V247H252ZM254 246V247H255ZM197 247V246H196ZM201 248H202V246H200ZM242 247V246H241ZM229 248V247H228ZM247 248V247H246ZM206 249H209L208 248V246H207V248H203V250H201L202 251V254H203V260L204 261H202V262H206L208 259V257H207V254L205 253V251H206ZM227 249V248H226ZM248 249V248H247ZM227 251V250H226ZM237 251H239V250H237ZM257 251V250H256ZM260 251V250H259ZM246 252H248V251H246ZM261 252V251H260ZM259 253V252H258ZM242 254V253H241ZM240 254V255H241ZM245 254V253H244ZM243 254V255H244ZM256 254V253H255ZM251 255V254H250ZM258 256V255H257ZM133 257H135L136 259H130V258H133ZM247 257V256H246ZM244 258V257H243ZM248 258V257H247ZM167 259V260H166ZM241 259V258H240ZM257 259V258H256ZM238 260V259H237ZM241 261H242V259H241ZM257 261V260H256ZM253 262V261H252ZM255 262V261H254ZM166 263V264H167ZM204 263H202V264H204ZM206 264V263H205ZM245 264V263H244ZM248 264V263H247ZM249 264H251V263H249ZM258 264V263H257Z\"/></svg>", "mask_w": 264, "mask_h": 264}, {"label": "clouds", "instance_id": "clouds-1", "mask_svg": "<svg viewBox=\"0 0 264 264\" xmlns=\"http://www.w3.org/2000/svg\"><path fill=\"white\" fill-rule=\"evenodd\" d=\"M164 206L177 217H183L185 223L192 226L196 234L203 229L209 233L218 245L228 244L236 233V224L229 210L213 202L202 186L191 185L181 191H166ZM255 222V221H254ZM259 222L264 225V216ZM183 234V233H182ZM130 259H136L135 257ZM203 254L194 244L178 254L174 264H202ZM141 264H145L144 261ZM147 264H159L155 257H150ZM208 264H219V261L208 260Z\"/></svg>", "mask_w": 264, "mask_h": 264}]
</instances>
